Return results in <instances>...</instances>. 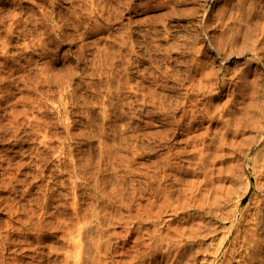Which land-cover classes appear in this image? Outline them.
I'll return each instance as SVG.
<instances>
[{
	"label": "rangeland",
	"instance_id": "obj_1",
	"mask_svg": "<svg viewBox=\"0 0 264 264\" xmlns=\"http://www.w3.org/2000/svg\"><path fill=\"white\" fill-rule=\"evenodd\" d=\"M11 1H15V0H11ZM24 1H26V3H27L26 7L30 6L29 8H31V10H29L27 12V15H25V18L27 16L28 21L30 22L31 26L34 27V25L39 24V23H43L44 25L42 28L43 32L41 33V35H31L25 41V43H27V45L29 46V50H28L29 54H25V51H24L23 52L24 55L23 54L21 55L20 54L21 52H19V56H17V58L14 57L15 59L13 58L14 62H16V63H18V61H21V65H22V71H20L21 73H18V74L16 73L17 75L16 74L14 75V80H12L13 82L12 81H6L5 83L0 85V96L3 95L0 97V102H1L0 103V107H1L0 108V113H1L0 119L2 117V122H0V160H1L0 161V176H1V179H0V184H1V188H0V236H1L0 237V246L2 248V249L0 248V264H15V263L16 264H47V263L48 264H52V263L53 264L54 263L55 264L56 263L61 264L63 262V260H65V259H66L65 262L62 264H67L68 261H69V264H74L75 262L78 263V261H79L78 264H89L88 262H90V261H92V262H90V264H99V263L101 264L103 262H104L103 264H117V263H119V264L120 263H122V264L123 263L124 264H132V263L133 264H143L144 262H149V261H150V263H144V264H153V263L155 264L157 261L158 262L156 264H160V262H161V264H162V262H164L163 264H165L167 260L168 261L166 264H168V263L170 264L169 261L172 260V259H170L172 257L163 258V256L166 255V252L169 250V248H171V245L168 242H167V244H165V241H163L164 245H162L161 244L162 242L156 241L155 240L156 238L154 237L156 235V230H158L160 228L159 227L160 224L157 221V218L155 215H156V213L157 214L161 213L162 219L166 218L164 220H169L170 218H168L169 216H167V214H168L167 212L169 211V209H171V206H170V204H171L173 206H178L177 207L178 212H181L179 214V216L171 217L172 221L174 220L173 222L172 221L170 222L172 227L175 226V222H176L175 227L181 226L180 225L181 219H182V217L185 216L183 214L184 213L183 207L179 208V206H184L182 204V202H184V201H182V200H184V198L186 199V196H184L183 193L180 194L182 192L181 189H183L185 183L183 181L182 182L184 183V185L182 182L176 183L175 180L173 181L174 177L171 180L169 179L168 181H165V183H164L163 179H161V176H163L166 173V168H167L166 166H167V163L169 161V158L172 157L173 153L179 152L177 150H180V148L182 147V151L184 149H185L184 151H186V150H188V151L185 152L187 154L184 153L185 154V155H183L184 157H181L179 169L177 170V172H174V173H177V175H178V173H180L179 175H181V177H182L181 180H185L184 178L187 177L186 169H185V171H183L185 167L187 168V164H185L184 162H185L186 158L192 157L191 150L193 149V147H191V145H193V143L192 144L190 143V145H188V147H187V144L184 143V142H186V139L184 140L183 138H187V139H188V137L191 138L189 135L192 134L194 136L196 134H199L200 131L201 132L204 131L203 129L205 127H203V126L204 125L207 126L206 123H204L202 125V128H201V127H199L200 123L196 124L195 126L193 123V129H192L193 131L189 130L187 133H186V131H183L182 133H184V134L180 135L181 134L180 133V130H181L180 127L182 126V128H185L184 123L187 124L188 119L190 121L191 114H189V110L194 109L192 107V105H194L193 103H196L195 107H196V109H199V110H202L204 108L206 109L207 107H211L212 105H215V107L217 105L218 107L221 108V106H222V103L220 106L221 100H222V102L227 100L226 99L227 95L225 94V93H227V90H228L227 89V83H232L233 84L232 88L235 91H237V93H239V94L241 93L242 97L247 98L246 100L252 101V103L254 101L257 102V104H253L254 108H255L253 110V113H254L255 117H257V119L259 118V120H261V121H259L260 123L264 122V97L262 94V93H264V90H262V89H264V72H263L264 71V62H263L264 61V51L261 49L264 47V45L261 47L262 44H259V42L264 41L263 40L264 34L261 33L263 30L262 29L263 24L259 23L264 18V11L261 12L262 9L264 10V0H182V1L181 0H178V1L175 0L176 2L174 0H156V1L155 0H153V1L148 0L151 3H149L146 0H139V1H137V0H128V1L117 0L116 1L115 0L116 2L114 0H110V2H109V0H101V1L98 0V2H97V0H95V1H92V0H90V1L89 0L88 1L87 0L86 1H84V0H69V1L68 0H60V1L59 0H48V2L50 1L49 2L50 5L48 3H46L47 0H44V2H43V0H40V1L39 0H31V1L30 0H24ZM72 1H74V3ZM111 1H113L116 5H114ZM119 1L120 2L123 1V4L121 2V6L119 4L120 7L117 5ZM60 2H61V4H60ZM106 2H107V4H106ZM133 2H134V4H133ZM165 2L167 4H165ZM171 2L172 3L175 2L174 3L175 5L172 4ZM178 2L180 4H178ZM42 3H43V5H42ZM77 3L78 4L80 3V4L78 5ZM98 3H99V5H98ZM102 3H104L105 5ZM152 3H154V6H155V4H157L158 7L156 8V6H155V8H154ZM83 4H85V6L88 4L89 6L87 5V7L85 8V6ZM101 4L104 8H102L100 6ZM110 4L112 7L110 6ZM144 4L145 5L148 4L147 5L148 7L145 6ZM65 5H67V7ZM133 5H135V6H133ZM136 5H138V6L136 7ZM200 5H202V6H200ZM32 6H34L35 8ZM53 6L56 8L55 10L59 14L55 20V23L57 22L55 32H51L50 28H51L52 24L50 22V19L49 18L45 19V18H43V16H41V14L49 12L52 9L51 7H53ZM68 6H69V8H68ZM36 7L38 9H36ZM64 7H66V8H64ZM99 7H101V8H99ZM127 7H130L129 10H127ZM132 7H133V9L137 8L136 9L137 11L131 10ZM143 7L144 8L146 7V8L144 9ZM40 8H41V11H39ZM59 8H61V9H59ZM108 8H110V9H108ZM111 8H112V10H111ZM115 8H117L120 12L123 11V12H121L120 17H118L113 12V10L116 11ZM247 8L249 9L248 11H247ZM255 8H256V10H255ZM47 9H49V10H47ZM105 9H107L108 11L107 10L105 11ZM173 9H174V12H173ZM32 10H34L35 12ZM71 11H74V12L72 13ZM96 11H98V12L96 13ZM100 11L102 12L103 18L99 17V15L101 16V13H99ZM169 11H171V13ZM254 11H256V12H254ZM69 12H70V14H69ZM79 12L81 13L82 16L80 15ZM182 12H183V14H181ZM167 13H169V14H167ZM176 13H177V15H175ZM254 13H256V15ZM113 14H115V15H113ZM248 14H250V15L253 14V15L250 17V15H248ZM257 14L259 16L261 14H263V15H261L260 16L261 18H260ZM62 15H64V16H62ZM87 15H89V17H86V19H85V16H87ZM163 15H164V17H162ZM169 15L170 16L172 15V16L170 17ZM183 15H185V16H183ZM30 16H32L34 18V20ZM148 16H151V17H148ZM152 16H154V17L152 18ZM62 17H63V19H62ZM65 17H67L68 19ZM161 17H162V19H161ZM165 17H166V19H165ZM175 17H176V19H175ZM247 17H250L252 20L250 18H247ZM72 18H74V19H72ZM115 18H118V20ZM119 18H120V20H119ZM253 18H255L254 22H253ZM37 19H39V22ZM130 19H132V21ZM142 19H144V20H142ZM151 19L152 20L154 19V20L152 21ZM205 19H207V20H205ZM249 19L251 20L252 23L249 22L250 21ZM258 19H259V22H258ZM43 20L44 21L47 20L48 23H46L47 21L44 22ZM73 20L74 21L76 20L77 22L75 21L76 22L75 23ZM115 20L117 21V23L115 22ZM145 20H147V21H145ZM155 20H158V21H155ZM168 20H170V21H168ZM243 20H246V23ZM148 21H150V22H148ZM67 22H69V23H67ZM71 22H72V25H71ZM201 22H203V23L201 24ZM247 22H249V23L247 24ZM73 23H75V24H73ZM129 23H130V25H129L128 29H127V27H124V25L129 24ZM262 23H264V20ZM110 24H112L113 26ZM116 24H117V27H116ZM118 24H119V26H118ZM171 24L172 25L175 24V25L172 26ZM244 24H246V25H244ZM250 24H252V26ZM83 25L85 28L82 27ZM102 25L105 27H103ZM186 25H189L191 27L186 26ZM193 25H195V26H193ZM205 25H207V26L205 27ZM259 25H262V27ZM74 26H76L77 28ZM93 26L95 29L93 28ZM120 26L122 29H120ZM145 26H147V27H145ZM153 26H154V28H153ZM250 26L253 28H251ZM256 26H257V28H255ZM101 27H103L104 29ZM114 27H115V29H114ZM159 27H161V28H159ZM246 27H247V29H246ZM125 28H126V30H124ZM134 28H136V29H134ZM178 28L181 30H179ZM185 28L187 29V31ZM188 28H189V31H188ZM109 29H110V31H109ZM147 29L149 30L148 33H147V31H148ZM155 29L156 30L162 29V30H159L157 33V31ZM174 29H175V31H174ZM201 29H203V30H201ZM245 29H246V33L248 32V34H245ZM74 30H75V32H74ZM138 30H140V31L138 32ZM94 31H95V33L96 32L97 33L95 34ZM106 31H108V32H106ZM121 31H122V33H121ZM123 31L126 33H124ZM184 31H186V32H184ZM253 31L254 32L257 31L258 33L257 32L253 33ZM61 32H62V34H61ZM87 32H89L91 34L86 36L87 38L86 37L84 38V35ZM180 32L181 33L183 32V33L181 34ZM44 33H46V34H44ZM107 33H109L110 36ZM116 33H118V34H116ZM161 33H163V36H161ZM166 33L168 35L170 33L171 34L168 36ZM178 33L180 35H178ZM194 33L196 36L198 35V37H200V38L197 39V37L194 35ZM252 33L255 34L256 36L253 35ZM260 33L262 34L261 35L262 37L259 36ZM112 34H114V35L112 36ZM249 34H250V36H249ZM66 35L67 36L69 35V36L67 37ZM71 35H72V37H71ZM116 35L121 36L122 39L120 37H117ZM141 35H143V36H141ZM154 35H155V38L157 37L156 39L153 38ZM157 35L160 37H158ZM186 35H188L190 37L193 36V38L190 39ZM211 35H214V36L211 37ZM242 35H245V38L244 37L240 38ZM101 36L104 37L105 39L102 38ZM144 36L147 37V39L144 38ZM165 36L167 37V39ZM175 36L177 38L174 39ZM179 36H181L182 38ZM254 36L256 37V39ZM257 36H259V37H257ZM33 37L35 40L33 39ZM70 37H71V39H70ZM80 37H81V39H80ZM106 37H107V39H106ZM115 37H116V39H115ZM162 37H164V38H162ZM183 37H184V39H183ZM249 37L252 39V40L249 39L250 42L248 40ZM37 38H38V40H37ZM76 38H77V40H76ZM98 38H99V40H98ZM117 38H119V39L117 40ZM125 38H126V40H125ZM141 38H142V40H141ZM171 38H173V39L171 40ZM178 38H179V41H177ZM243 38L245 40H248L249 43H251V41H252V43H254L255 41L256 42L253 45H250V44L245 43L246 41L245 42L242 41V44H240L241 43L240 39L243 40ZM39 39L41 41L43 40L42 42L47 44L48 49H49L48 53L44 54L42 56H39L37 53H35V52L33 53L31 51V49L33 50V48L36 47L35 44H39V42H40ZM145 39L147 41H145ZM149 39H150V42H149ZM164 39H166V40H164ZM168 39H169V41H168ZM32 40H34V41H32ZM189 40H190V42H189ZM193 40L197 42V44L195 46L192 43V42H194ZM104 41H105V43H104ZM180 41L182 42V44ZM214 41H216V42L214 43ZM32 42H34V44ZM120 42H122V43H120ZM168 42H171L173 44H171V43L168 44ZM175 42L180 43V44H178L179 46L177 44H175ZM186 42H187V44L185 45ZM206 42H207V44H206ZM208 42L212 46L217 45L216 47H217L218 51H220L219 52L220 56L219 55H218L219 57L217 56L218 59L214 58V56H213L214 53L209 48ZM19 43L16 42L17 47L20 48V46L22 47V44L24 43V41H20ZM30 43L33 46L30 45ZM84 43H86V44H84ZM134 43H136V44H134ZM149 43H150V46L148 47ZM235 43H236V45L234 46ZM244 43L246 45L241 47L242 45H244ZM14 44H15V42H14ZM94 44H95V46H93ZM113 44L115 47L113 46ZM139 44L140 45L146 44V45L145 46L141 45V47H140ZM155 44L158 46L156 47ZM199 44L201 45V47L199 46ZM221 44H222V48L220 46ZM151 45H153V46H151ZM161 45L164 47V50H163V47H161ZM182 45H184V47H186V46L187 47L184 48ZM239 45H240L241 49H240ZM103 46L106 47V49ZM132 46H134L135 53H133V51H132L133 50ZM165 46H168V47L165 48ZM205 46H207V47H205ZM247 46H249L250 48H252L254 46L253 47L254 49L253 48L249 49ZM257 46L260 48H258ZM151 47H152V49H151ZM191 47H193V48L191 49ZM199 47H200V51H199ZM229 47H230V50L232 49L230 51V53L228 52ZM232 47H234V48H232ZM255 47L258 48L257 51H255L256 50ZM19 48H17V49H19ZM55 48H57V49H55ZM96 48H98V49H96ZM99 48H100V50H99ZM109 48H110V51H112V52L109 51ZM116 48H117V50L119 49L118 52L116 51ZM160 48H161V50H160ZM168 48H172V49H168ZM194 48H196V49H194ZM104 49H105V51H104ZM166 49H168L166 51L167 53H165ZM187 49L190 51H188ZM203 49L204 50L206 49L205 50L206 54L204 53ZM14 50H12V51H14ZM98 50L100 51V53ZM155 50H157V51H155ZM197 50H198V52H197ZM245 50H247V51H245ZM251 50H253V51H251ZM261 50H262V53H261ZM18 51H16V53ZM54 51H55V53H54ZM115 51L118 55L113 54ZM193 51H195V53ZM226 51H227V53H226ZM103 52H105L106 55H105V53L103 55ZM142 52L144 53L145 56L143 55ZM148 52H149L150 56L148 55ZM241 52H243V53L241 54ZM30 53H31V55H30ZM75 53H77V54H75ZM170 53H172V54L170 55ZM201 53H203L204 55H200ZM223 53H226V54L224 55ZM238 53L240 55H237ZM180 54H183V55L188 54L187 56L189 57V59L186 57V55L182 56ZM190 54H192V55H190ZM229 54L230 55L232 54L233 57H232V55L230 56ZM107 55H108V57H107ZM110 55L113 58H110L111 57ZM124 55H126V56H124ZM162 55L163 56L165 55L166 57L161 58ZM167 55H168V59H166ZM260 55L263 57L261 58ZM147 56L149 58H151V60ZM208 56L210 58H208ZM225 56L227 57V59L225 58ZM124 57L127 60L124 59ZM157 57L161 58V60L158 59ZM205 57H207V58H205ZM133 58H134V60H133ZM170 58H172V60ZM196 58H197V60H196ZM139 59H140V61H139ZM156 59H158V60H156ZM164 59H165V61H163ZM169 59H170V61H168ZM250 59L251 60L253 59V61H251ZM109 60H112V61H109ZM122 60L124 62L127 61L128 64L127 63L125 64ZM132 60L135 62H133ZM159 60H160V62H159ZM176 60H177V63L174 62ZM205 60H207V61L205 62ZM246 60H248V61H246ZM259 60H261V61H259ZM48 61H50V63ZM181 61H183V63L184 62H186V63L185 64H183V63L179 64ZM209 61H211V62H209ZM0 62H1V57H0ZM155 62H156V64H155ZM165 62H167V64ZM171 62L173 64H170ZM213 62L215 64H213ZM243 62H246V63H243ZM36 63H38V64H36ZM110 63H112V64H110ZM118 63H121V64H118ZM199 63H201V66H203V67H200ZM31 64H33V65H31ZM122 64H124V66ZM133 64H134V66H133ZM178 64L180 65L179 66L180 68L178 67ZM225 64H226V66L229 65L228 67L230 69L228 67L226 68ZM46 65L48 67H46ZM160 65H161V67H160ZM163 65H166V68H165V71L167 69L166 72L165 71L163 72L164 67H165V66L163 67ZM206 65L208 67H207V72L205 73L203 68H205ZM210 65H212V66L214 65V67H212ZM257 65H258V67H257ZM260 65H261V67H260ZM136 66H137V68H136ZM15 67L16 66L12 67L10 70L14 69ZM29 67H31V69H29ZM40 67H42V68H40ZM153 67H154V69H153ZM167 67H169L171 69V71ZM218 67H219V69H218ZM240 67H241L242 72H240V70H239ZM35 68H36V70H35ZM38 68H39V70H38ZM45 68H47V70L44 73L45 74L50 73L49 75H45V74L43 75L42 69L44 70ZM184 68L186 70L183 71ZM210 68H211V70H210ZM212 68L216 69L217 71L213 70ZM234 68L235 69L238 68V69H236L237 71H235ZM245 68H248V69H245ZM253 68L256 70H253ZM24 69H26V70H24ZM106 69L108 70V72ZM141 69H142V71H141ZM208 69L210 71H212L213 73H211ZM243 69H244V71H243ZM259 69H261L262 71ZM139 70H140V72H139ZM176 70L180 71V72H176ZM189 70H191V71H189ZM233 70H234V72H233ZM0 71L5 72V71H8V69H2L1 68ZM116 71H118V72H116ZM120 71H121V73H119ZM168 71H170L172 73H170ZM205 71H206V69H205ZM208 71H209V73H208ZM253 71H254V73H253ZM255 71H256V74H255ZM23 72L25 74L24 80H22V78L20 79V77L24 75ZM122 72H124L125 74ZM141 72H142V74H140ZM167 72H168V74H166ZM173 72H174V75H173ZM232 72L234 73V75H232L233 74ZM238 72L240 74L242 73L241 74L242 76L239 75ZM247 72L249 75L247 74ZM176 73H178V74H176ZM186 73H189V74H186ZM202 73L205 77L208 76V75L206 76V74H209V76L207 78L208 79L210 78V79L209 80L207 78L204 79L203 76H200V75H202ZM243 73L245 74V76H247L246 77L247 80L244 79L245 77H243V75H244ZM26 74H27V76H26ZM114 74H115V76H114ZM118 74L122 78L117 77ZM182 74L185 76H188V77H184ZM192 74L193 75L195 74V75L193 76ZM215 74H216V76H215ZM254 74H255V76H254ZM130 75L131 76L134 75L135 77L134 76L131 77ZM210 75H211V77H210ZM229 75H231V77ZM237 75H238V77H237ZM46 76H49V78H46ZM173 76L176 78H174ZM190 76H192V77H190ZM199 76L201 77V79ZM214 76H215V78H214ZM258 76H259V78H258ZM260 76H262V77H260ZM54 77L55 78L57 77V78L55 79ZM202 77H203V80H202ZM240 77L241 78L243 77V78L241 79ZM183 78H185V79H183ZM192 78H193V80H194V78H197V79H195L196 81L195 80L193 81ZM211 78H212V80H211ZM256 78H257V80L259 79V81H256ZM27 79H29V80H27ZM120 79H121V81H120ZM123 79L125 80V82H127V83L130 82V83H128V85H126L127 83L125 84ZM175 79H176V81H175ZM232 79H233V81H232ZM240 79L242 82L240 81ZM254 79H255V81H253ZM105 80H106V82H105ZM117 80H119V81H117ZM181 80H182V82H181ZM205 80H206V82L208 80V82L207 83L203 82ZM19 81H21V82H19ZM134 81L136 83H134ZM177 81H179V82H177ZM189 81L191 83L193 81V83L191 84V87H190V85H188V84H190ZM198 81L200 83H198ZM225 81H227V83ZM234 81H238L241 86H237L238 82L234 83ZM32 82H34V83H32ZM118 82H120L122 84L120 85V83H118ZM194 82L195 83L197 82V83L195 84ZM202 82H203V84H201ZM211 82H213V85L215 83V85H214L215 88H213V89H210L213 86L209 87ZM223 82H225V85L223 84ZM254 82H256L257 84ZM66 83H67V85H66ZM244 83H246V84H244ZM252 83H254V86L253 85L250 86V84H252ZM14 84L18 88L20 86L21 87L24 85L25 86L22 87L20 90V88L19 89L15 88ZM123 84H125V86H129V87H125V86L123 87ZM199 84L202 86L204 84H206V85H204L203 87L202 86L200 87ZM258 84H261V85H258ZM44 85H46V86H44ZM116 86H117V88H119L118 90H117ZM184 86H186V87H184ZM192 86L194 88H192ZM195 86L198 87L199 89L200 88L202 89L204 87L206 89H204V90L200 89L199 90V89H196ZM28 87H30V88H28ZM48 87L53 92H51ZM65 87L67 89H65ZM113 87H115L116 89ZM189 87L192 89H190ZM248 87H249V89H248ZM252 87L255 88L256 93L254 92V88H252ZM6 88H7V91H6ZM47 88H48V90H46ZM57 88H59V89H57ZM60 88H61V91H59ZM173 88L174 89L176 88V89L174 90ZM251 88L253 89V91ZM3 89L5 91H3ZM178 89L179 90L181 89V90L179 91ZM195 89H196V91H194ZM242 89L244 90L245 93H243ZM176 90L178 91V93ZM213 90L214 91L216 90V91L211 92ZM219 90H222V93H223V95L221 94V97H220V94L218 95ZM30 91L32 94L29 93ZM33 91H35V92H33ZM129 91H131V92H129ZM136 91H139V92L136 93ZM172 91H173V93H172ZM261 91H263V92L261 93ZM46 92H48V93H46ZM247 92H248V94H247ZM252 92L254 94H252ZM179 93L182 95L180 96ZM49 94L50 95L52 94V95L50 96ZM61 94H62V96H61ZM110 94H112V95H110ZM113 94H115V95L113 96ZM130 94H132V95H130ZM250 94H251V96H249ZM259 94H261V95H259ZM58 95H60L61 97L59 98ZM118 95L119 96L121 95L123 97L121 98V96H120V98L118 99V97H119ZM133 95H135V96H133ZM198 95H199V97H198ZM66 96L67 97L69 96V97L66 98ZM207 96H209V97H207ZM210 96H212V97H210ZM170 97H172V98H170ZM14 98L15 99L18 98L19 101L17 99V101L15 102ZM22 98L23 99L25 98V99L23 100ZM134 98H136V99H134ZM175 98H177L179 100L177 101V99L175 100ZM180 98H183V99H180ZM188 98L190 100H188ZM196 98H197V100H196ZM250 98L253 100H250ZM255 98H257V99L259 98L260 100L259 99L257 100ZM58 99H59V101H58ZM194 99L196 100V102ZM208 99H211L213 101L215 100V101L213 102V101L209 100V101H211V102H209ZM42 100L43 101L45 100L46 102L45 101L43 102ZM118 100L119 101L121 100V101L119 102ZM168 100L170 101L171 104L168 103L169 102ZM172 100H175V101L173 102ZM180 100L182 101V103ZM202 100H203V102H202ZM112 101H114V102H112ZM115 101L117 102V104ZM176 101H177V103H176ZM191 101H192V103H191ZM24 102H26V103H24ZM41 102H43V104H41ZM122 102H124V103H122ZM204 103H207L209 106L207 104L205 105ZM38 104H40V105H38ZM54 104L56 106H54ZM115 104H116V106H115ZM168 104H169V106H168ZM174 104L176 106L177 105H179V106L176 107V106H174ZM199 104H201V105H199ZM203 104H204V106H203ZM64 105H66V106H64ZM164 105H165V108L167 107V109H165L163 107ZM183 105L186 106L187 111H188V113L186 115L183 114ZM120 106H122V107H120ZM170 106H172V109L170 108ZM173 106L175 107L174 109H173ZM189 106H191L192 108ZM202 106H203V108H202ZM205 106H207V107H205ZM58 107H59V109H58ZM26 108L28 109V110H26L27 112L24 110ZM6 109H7V111H6ZM54 110H58V112L56 111V113H55ZM13 111H14V113H13ZM120 111H121V113H120ZM7 112L9 115L7 114ZM23 112H26V113H23ZM42 112H45V113H42ZM25 114H26V116L23 117ZM58 114H59V116H58ZM256 114H257V116H256ZM5 115L6 116L8 115V116L6 117ZM43 115H45V116H43ZM11 116H12V118H11ZM28 116L30 118L27 119ZM177 116L178 117L180 116L179 117L180 119ZM183 116L185 118V122L183 120L179 126L175 125V124H177L175 122L182 120ZM43 117H45V118H43ZM37 118H38V121L40 120L39 122L37 121ZM31 119H33V120H31ZM34 119L36 122L34 121ZM42 119L46 120L47 124ZM62 119L65 120L66 123L63 122ZM199 119H201V117L198 118V121H199ZM29 120L32 122H30ZM175 120H177V121H175ZM41 121H43V122H41ZM37 122H38V124H35ZM48 122H50V123L48 124ZM1 123H2V125H1ZM31 123L33 124V126L31 125ZM41 123H42L41 127L43 128V130L41 129V127H39L40 126L39 124H41ZM171 123H172L175 130H173ZM5 124H7V125H5ZM20 124H21V126H20ZM54 124L55 125L57 124V125L55 126ZM3 125H4V128H3ZM36 125L38 126V129H37ZM66 125H67V128L65 127ZM174 125L176 126V128ZM6 126H8V127L10 126V127L7 128ZM45 126L46 127L48 126L49 129L46 128ZM50 126L52 128H50ZM68 126L69 127L71 126V127L68 128ZM34 127H36L35 128L36 130L34 129ZM194 128H196V130ZM167 129H168V131H167ZM8 130H9V132H7ZM32 130L33 131L35 130L36 132H33ZM14 131L16 132V134ZM44 131L47 134H44L43 133ZM49 131H50V133H53L56 131L57 132L53 133L51 135L49 133ZM132 131H135V132L133 133ZM169 131H171V132H169ZM197 132H199V133H197ZM2 133H3V135H1ZM166 133H169V134L171 133L170 137H169V134H166ZM177 133H180L179 134L180 138L176 137ZM38 134H39V136H38ZM32 135H34V136H32ZM165 135H167L169 138ZM161 136H165V137H161ZM171 136H172V138H171ZM33 137H35V139H37V140L33 141V139H34ZM42 137L43 138L45 137L46 141L44 139H42L44 141H41L40 138H42ZM123 137H124V139H123ZM157 137L158 138L160 137L159 140H161V141H159L157 139ZM163 138H164V140H163ZM9 139H10V141H9ZM178 140H182L181 141L182 144ZM30 142H31V144H30ZM35 142L37 144H35ZM45 142H49V143H45ZM154 143H156V144H154ZM161 143H162V145H161ZM47 144H49V145H47ZM163 144H164V146H163ZM43 145H44V147H43ZM160 145H161V147H160ZM243 146H241V148H239V149H241V151L240 150L237 151V155H236L237 157L240 155V153H242V150L244 149ZM25 147H27V148H25ZM32 147H33V149H32ZM174 148H175V150L177 148L178 149L175 151ZM260 148L261 147H258V149H260ZM21 150H22V152H21ZM33 150H35L36 152ZM158 151L160 152V154H158L159 153ZM254 151L256 152L257 149L253 150V152H252L253 155L255 154ZM167 152H168V154H167ZM40 153H42L43 155ZM1 154H3V155H1ZM165 154H167V156H163ZM28 155H30V158ZM32 155H33V157H32ZM41 155H42V157L46 155L45 157H47V158H45V157L42 158ZM158 155L160 156V158ZM25 156H28V157H25ZM38 157H39V160H38ZM193 158H194V156H193ZM2 159H3V161H2ZM157 159L158 160L160 159L159 160L160 162H158ZM163 159H164V161H163ZM30 161H31V163H30ZM166 161H167V163H166ZM153 163H154V166L156 165L155 167L153 166ZM247 165H248V166H246L247 168H244L242 171L238 172V174L242 173L241 178H243L245 181L249 180V181H247L248 183L250 182L249 183V190L244 195V198L242 199L241 205H240L236 214H237V217H239V216L241 217V215H243V216L245 215L244 217L248 218L247 220H251V219H254L253 217L255 216V211H256L255 205H257V203H254L255 201L250 200V198L253 199L254 193L256 192L255 191L256 190V182H257L256 179L258 177H255V176H257L256 175L257 173H254L255 171H253L252 162L251 161L248 162ZM162 166H164V168ZM12 167H14V168H12ZM15 167H17V168H15ZM180 167H182L181 171H179ZM162 168H163V170H162ZM152 169L154 171H156V169H157V171H159V173H157V171L154 172ZM260 169L264 171V166H262ZM11 172H12V174H11ZM99 172H101V173H99ZM153 174L156 176H154ZM157 174H159V175H157ZM6 175H8L9 177L8 176L6 177ZM150 175L152 176V178L150 177ZM3 176L6 177V178L4 177L5 182H4ZM7 178L8 179L10 178V182L8 181ZM12 178H14V179H12ZM176 178H178V176ZM258 180L261 183H264V179H263L262 175L260 176V178H258ZM6 181H8V183ZM162 181H163V183H162ZM168 182H169V184H168ZM156 183H157V186H156ZM179 183L182 184L183 186L180 185ZM5 184H8L7 187ZM153 184H154V188H153ZM160 184H161V187L159 190L158 187ZM32 186H34V187H32ZM171 186H173V190H172ZM179 187H181L180 188L181 191H179V189H178ZM153 189H155V190H153ZM174 189L175 190L177 189V190L175 191ZM105 190H108V191H106L108 195L105 193ZM166 190H167V194L165 193ZM252 190H253V192H252ZM17 191H18V193H17ZM84 191L86 193L88 192V194H86ZM99 191H102L104 193L99 192ZM160 191H162V192L165 191L164 192L165 195L163 193H160ZM90 192L92 194H90ZM108 192H110V193H108ZM132 193H133V195H132ZM156 193H158V194L160 193V194L158 195ZM169 193L170 194L172 193L173 195L172 194L170 195ZM143 194H145L144 195L145 197L143 196ZM161 194H162V196L164 195L163 197H165V199H163V197L160 196ZM104 195H107V196H104ZM153 195L155 196L154 198L152 197ZM166 195H168V196H166ZM177 195H178V197H176ZM173 196L176 198V200H179L180 202L176 201ZM133 197H134V200H133ZM171 197H172L173 203L170 201ZM148 198L149 199L152 198L151 199L152 201L150 202V200H148ZM161 198L164 200V203L162 202V200L160 201ZM180 198H181V200H180ZM153 199L154 200L156 199L154 203H153V201H154ZM168 199H169V201H168ZM173 199H174V201H173ZM160 202H162L165 206L160 205L161 204ZM174 202L175 203L178 202L179 204H175ZM147 203H149V204L151 203L150 204L151 206L149 207V204H147ZM155 203H158V204L155 205ZM230 204H229L230 206L228 207V210L232 209V207H233V202H230ZM247 204L248 205L250 204V205L248 206ZM251 204L254 206H252ZM159 205L163 206V207H160ZM156 206H157V208H156ZM158 206L160 207V209ZM173 206H172V208H173ZM148 207H149V210L147 211L146 208H148ZM153 208L154 209L156 208V213H154L155 212L154 210H153L154 212L151 213V211H152L151 209H153ZM245 209H246V211H245ZM73 211L75 213H73ZM162 211H163V213H162ZM247 211L250 213H248ZM252 211L254 213H252ZM244 212H245V214H244ZM71 213H73V214H71ZM143 213L145 216L143 215ZM253 214H254V216H253ZM251 215H252V217H251ZM70 216H73L74 218L70 217ZM153 216H155V217H153ZM79 217H80V219H79ZM105 217H106V219H105ZM147 217H150V218L147 219ZM72 218L74 219L73 220L74 222L72 223L73 227L71 224ZM59 220H61V221H59ZM66 222H70V223L66 224ZM254 222L255 221H252V223H254ZM75 223L76 224L78 223V224L76 226H74ZM155 223L157 224L158 228H157ZM65 224H66V226H65ZM177 224H179V225H177ZM40 225H41V227L39 228ZM55 225L56 226L60 225V226L56 227ZM70 225H71V228L67 229V226L70 227ZM152 225L154 227H156L157 229L153 228ZM230 225H231V223H228L226 225V227L230 226ZM251 225H253V224H251ZM217 226H218V228L214 233V236H215L213 238L214 240L213 241L211 240L212 242L209 240L204 245L207 247V245L212 244L209 251H208L210 253L204 252L207 255L204 257V255H205L204 254L202 256V258L200 259V260H202L200 262L203 264H221L220 262H222L220 260L221 256H219L218 258L215 259V256L212 255V252L214 251L217 242L222 237H224L223 235L225 234V229H226V228L224 229L223 226H221V228H222L221 229L219 224ZM49 227H50V229H49ZM59 227H61V229H59ZM79 227H80V229H79ZM250 227H253V226H250ZM56 228L60 232H58V230ZM72 228H73V230L71 232L75 231L76 229L79 231L76 230L77 233L76 232L70 233V230ZM86 228L90 234L87 232ZM151 228H153L152 231H155L152 234L150 233ZM66 229L68 230V232L66 231ZM137 229L140 231L138 232ZM62 230H65L66 232L63 231L64 232L63 233ZM83 230L84 231L86 230V231L83 232ZM126 230H127V233H126ZM148 230H149V234H148ZM8 232L10 233V235ZM42 232L44 233V235H42ZM48 232H50V233L53 232V234L51 233L52 235H50V233H48ZM82 232L86 236H83ZM112 232H115L114 235ZM136 232H138V233H136ZM161 232L163 233V234L161 233V235H165L164 233H166L165 231H162V230H161ZM46 233H48L47 235H49V237L46 236ZM69 233L71 234V236ZM142 233H143V235H142ZM5 234L9 235L10 237L9 236L6 237L7 235H5ZM66 234H68L70 236V238ZM88 234H89V236L91 235V237L87 236ZM138 234H141V235H138ZM4 235H5L6 240H4ZM65 235L68 237H66ZM108 235L110 237H108ZM146 235H149V236L147 237ZM43 236L44 237L46 236V237L44 238ZM141 236L144 238V241H143ZM172 236H174V234H172ZM262 236H264V235H262ZM262 236L260 237V239L262 238L261 240L264 239V237H262ZM85 237H86V240H83V239H85ZM88 237H89V239H88ZM137 237H140V238L138 239ZM233 237H234V235H233ZM7 238H9L10 241H9V239L7 240ZM37 238H38V240H37ZM46 238H48V239H46ZM59 238L61 239L60 242H59V240H60ZM71 238L73 240H76V238H77V241L72 242L73 240ZM151 238H152V240L150 241ZM174 238L176 239L177 237L174 236ZM87 239L89 242L87 241ZM109 239H111V240H109ZM140 239L142 242L140 241ZM153 240H155V241H153ZM5 241H6V243H5ZM62 241H64V244ZM67 241H69L68 243H70V241H71L73 246H72V244H68ZM131 241H133V242H131ZM85 242L88 245H85L84 244ZM136 242H138V243H136ZM143 242H146V243H143ZM153 242H155L154 246H153ZM74 243H75V245L77 243L78 244L75 246ZM90 243L93 245H91ZM1 244L5 245V246H2ZM94 244H96L95 247L96 246L98 247L97 249L94 248ZM105 244L109 245V246H107V248H105L104 247ZM121 244H124V245H121ZM138 244H141L140 246L141 247L143 246L142 249L143 248L144 249L142 250ZM151 244L153 247L151 246ZM68 245H69V247L71 246L72 249H74V248H76V249H74L72 251L71 247H70V249H71L70 250ZM90 245H91V247H89ZM101 245H102V247H101ZM129 245L132 247H130ZM137 245L139 246V248ZM156 245H158V246H156ZM82 246L84 249L82 248ZM86 246L91 248V249L89 250V248H88L89 251H87L85 249ZM120 246H122V247H120ZM123 246L125 247V249ZM161 246L163 249H161ZM166 246H169V247L166 248ZM49 247H50V251H49ZM51 247L53 249L57 247L58 249L57 248L54 249L55 250V252H54V250ZM78 247L80 250L77 249ZM206 247H204V248H206ZM100 248L102 251L100 250V252H99L98 250ZM103 248H105V249H103ZM112 248H113V250H112ZM120 248H122V249H120ZM133 248H135V249H133ZM137 248H138V250H137ZM67 249H69V250H67ZM82 249H83V252L81 251ZM107 249H109V250H107ZM139 249H140V251H139ZM76 250L79 253H77ZM85 250L87 253H85ZM103 250H104V253H101V252H103ZM135 250H137V252H135ZM144 250H146L147 252ZM154 250H155V252H154ZM74 251L76 253H73ZM94 251H96V252H94ZM115 251H117L118 253L121 252L120 254L122 256H120V254H118ZM129 251H130V253H128ZM47 252L48 253H50V252L54 253L55 255L51 254V253L48 254ZM65 252H67V254L73 253L72 255L69 256L70 258H72L73 255L75 256V254H76V256L78 258L75 256V259L77 258V260H75L74 258L70 259L69 257H67L69 254L67 255V254H65ZM90 252H92V253H90ZM98 252H99L100 258H98V254H96ZM131 252H132L133 256H134V253H136V255L139 254L140 256L137 255L138 256L137 257L135 255L134 257H136L137 259L134 260L133 256H132L133 259L131 258V255H132ZM83 253L85 254V256L82 257ZM105 253H106V256H105ZM45 254H47L48 256ZM64 254L66 255V257H64L65 256ZM77 254L80 256H78ZM100 254H101V256H100ZM145 254H147V255L145 256ZM151 254H153V256ZM154 254H156V255L154 256ZM86 255H87V257H86ZM92 255H94V256H92ZM51 256H53V257L51 258ZM90 256H91V259L89 260ZM113 256H115L116 258ZM144 256H145V259H143L144 260L143 261L142 258H144ZM156 256L158 257L159 260L157 259L156 262H154V259L156 258ZM41 257H43V258H41ZM47 257H48V259H47ZM49 257H50V259H49ZM63 258H65V259H63ZM148 258H149V260H148ZM151 258L152 259L154 258L153 261ZM81 259H84V260L86 259V260H88V262L85 263L84 260L81 261ZM95 259L100 261V262L98 263ZM163 259H164V261H163ZM45 260H47V261H45ZM72 260H74V263L72 262ZM127 261L130 263H128ZM70 262H72V263H70ZM115 262H117V263H115ZM77 263H75V264H77Z\"/></svg>",
	"mask_w": 264,
	"mask_h": 264
},
{
	"label": "bare ground",
	"instance_id": "obj_2",
	"mask_svg": "<svg viewBox=\"0 0 264 264\" xmlns=\"http://www.w3.org/2000/svg\"><path fill=\"white\" fill-rule=\"evenodd\" d=\"M31 1V0H30ZM40 1V0H39ZM60 1V0H59ZM69 1V0H68ZM84 1H86V0H84ZM88 1V0H87ZM90 1V0H89ZM92 1H95V0H92ZM101 1V0H100ZM115 1V0H114ZM117 1V0H116ZM115 1V2H116ZM126 1H128V0H126ZM137 1H139V0H137ZM146 1H148V0H146ZM149 1H151V0H149ZM148 1V2H149ZM153 1V0H152ZM156 1V0H155ZM175 1V0H174ZM178 1V0H177ZM182 1V0H181ZM36 2V1H35ZM43 2H44V0H43ZM50 2V1H49ZM49 2H48V0H47V2L46 3H48L49 4ZM56 2V1H55ZM73 3H74V1H72ZM77 2V1H76ZM97 2H98V0H97ZM96 2V3H97ZM109 2H110V0H109ZM114 5H116L113 1H111ZM122 2V4H123V1H121ZM121 2L119 1L118 2V6H119V4H120V6H121ZM125 2V1H124ZM131 2V1H130ZM159 2V1H158ZM167 2V1H166ZM165 2V4H167ZM176 2V1H175ZM174 2V3H175ZM128 3V2H127ZM126 3V4H127ZM137 3V2H136ZM147 3V2H146ZM149 3H151V2H149ZM161 3V2H160ZM159 3V4H160ZM172 3V2H171ZM174 3H172V4H174ZM25 4V5H24ZM26 1H22V0H15V1H11V0H0V57H1V62H0V69L2 68V69H8V71H5V72H2V71H0V85L1 84H3V83H5L6 81H12V80H14V75L17 73H21L20 71H22V65H21V61H18V63H16V62H14V57H16L17 58V56H19V52H21L20 54L22 55H24V51H25V54H29V52H28V50H29V46L27 45V43H25V41L29 38V36H31V35H41V33L43 32L42 31V28H43V23H39V24H36V25H34V27H32L31 26V24H30V22L28 21V18H27V16H26V18H25V15H27V12L29 11V10H31V8H29V7H26ZM30 4V3H29ZM47 4V5H48ZM56 4V3H55ZM60 4H61V2H60ZM63 4V3H62ZM78 4V3H77ZM80 4V3H79ZM78 4V5H79ZM90 4V3H89ZM95 4V3H94ZM102 4H104V3H102ZM102 4L100 5L102 8H104L103 6H102ZM106 4H107V2H106ZM133 4H134V2H133ZM153 4V6H154V3H152ZM178 4H180L179 2H178ZM42 5H43V3H42ZM50 5V4H49ZM84 6H85V4H83ZM88 5V4H87ZM87 5L85 6V8L87 7ZM97 5V4H96ZM98 5H99V3H98ZM105 5V4H104ZM132 5V4H131ZM139 5V4H138ZM138 5H136V7L138 6ZM145 5V4H144ZM148 4H146L145 6H147ZM150 5V4H149ZM162 5V4H161ZM160 5V6H161ZM164 5V4H163ZM175 5V4H174ZM60 6V5H59ZM66 7H67V5H65ZM83 6V7H84ZM89 6V5H88ZM108 6V5H107ZM110 6H111V4H110ZM117 6V7H118ZM119 6V7H120ZM127 6V5H126ZM133 6H135V5H133ZM140 6V5H139ZM152 6V7H153ZM155 6H156V8L158 7L157 6V4H155ZM155 6H154V8H155ZM200 6H202V5H200ZM32 7H34V6H32ZM42 7V6H41ZM50 7V6H49ZM63 7V6H62ZM61 7V8H62ZM66 7H64V8H66ZM71 7V6H70ZM101 7H99V8H101ZM112 7V6H111ZM131 7V6H130ZM130 7H127V10H129V8ZM148 7V6H147ZM150 7V6H149ZM253 7V6H252ZM35 8V7H34ZM52 8V9H51ZM50 9V11L49 12H47V13H44V14H41V16H43V18H49L50 19V22H51V32H55L56 31V23H55V20H56V18L58 17V13L56 12V8L53 6V7H51ZM61 8H59V9H61ZM68 8H69V6H68ZM97 8V7H96ZM106 8V7H105ZM125 8V7H124ZM135 8V7H134ZM144 8V7H143ZM146 8V7H145ZM144 8V9H145ZM254 8V7H253ZM36 9H38L37 7H36ZM71 9V8H70ZM83 9V8H82ZM90 9V8H89ZM108 9H110V8H108ZM122 9V8H121ZM137 9V8H136ZM136 9H133V7H132V9L131 10H136ZM43 10V9H42ZM47 10H49V9H47ZM65 10V9H64ZM85 10V9H84ZM97 10V9H96ZM101 10V9H100ZM107 9H105V11H106ZM111 10H112V8H111ZM115 10L116 11H114L113 10V12L118 16V17H120L121 16V12H123V11H119L117 8H115ZM126 10V9H125ZM148 10V9H147ZM249 9L247 8V11H248ZM255 10H256V8H255ZM32 11H34V10H32ZM39 11H41V8L39 9ZM59 11V10H58ZM61 11V10H60ZM66 11V10H65ZM82 11V10H81ZM92 11V10H91ZM108 11V10H107ZM132 11V12H133ZM137 11V10H136ZM172 11V10H171ZM171 11H169L170 13H171ZM176 11V10H175ZM178 11V10H177ZM258 11V10H257ZM264 10L262 9V11L261 12H263ZM35 12V11H34ZM33 12V13H34ZM72 13L74 12V11H71ZM98 11H96V13H97ZM125 12V11H124ZM130 12V11H129ZM173 12H174V9H173ZM180 12V11H179ZM185 12V11H184ZM250 12V11H249ZM248 12V13H249ZM252 12V11H251ZM254 12H256V11H254ZM260 12V11H259ZM66 13V12H65ZM64 13V14H65ZM80 13V12H79ZM94 13V12H93ZM92 13V14H93ZM99 13H101V16L99 15V17H102L103 18V16H102V12L100 11ZM98 13V14H99ZM109 13V12H108ZM128 13V12H127ZM131 13V12H130ZM137 13V12H136ZM37 14V13H36ZM63 14V13H62ZM67 14V13H66ZM65 14V15H66ZM69 14H70V12H69ZM104 14V13H103ZM111 14V13H110ZM115 14H113V15H115ZM135 14V13H134ZM133 14V15H134ZM166 14V13H165ZM164 14V15H165ZM167 14H169V13H167ZM174 14V13H173ZM181 14H183V12L181 13ZM209 14V13H208ZM255 15H256V13H254ZM29 15V14H28ZM31 15V14H30ZM75 15V14H74ZM73 15V16H74ZM80 15H81V13H80ZM96 15V14H95ZM105 15V14H104ZM107 15V14H106ZM129 15V14H128ZM161 15V14H160ZM159 15V16H160ZM164 15L162 16V17H164ZM175 15H177V13L175 14ZM187 15V14H186ZM248 15H250V14H248ZM247 15V16H248ZM253 15V14H252ZM252 15H250V17L252 16ZM258 15V14H257ZM261 15H263V14H261ZM260 15V16H261ZM40 16V15H39ZM40 16V17H41ZM62 16H64V15H62ZM69 16V15H68ZM76 16V15H75ZM82 16V15H81ZM111 16V15H110ZM116 16V17H117ZM135 16V15H134ZM170 16V15H169ZM168 16V17H169ZM172 16V15H171ZM170 16V17H171ZM183 16H185V15H183ZM259 16V15H258ZM259 16V17H260ZM30 17H32V16H30ZM35 17V16H34ZM86 17H89V15H87V16H85V19H86ZM105 17V16H104ZM148 17H151V16H148ZM147 17V18H148ZM154 16H152V18H153ZM157 17V16H156ZM155 17V18H156ZM162 17H161V19H162ZM250 17H247V18H250ZM33 18V17H32ZM31 18V19H32ZM65 18H67V17H65ZM71 18V17H70ZM77 18V17H76ZM75 18V19H76ZM96 18V17H95ZM130 18V17H129ZM132 18V17H131ZM261 18V17H260ZM36 19V18H35ZM62 19H63V17H62ZM68 19V18H67ZM72 19H74V18H72ZM100 19V18H99ZM108 19V18H107ZM113 19V18H112ZM115 19H117L118 20V18H115ZM149 19V18H148ZM157 19V18H156ZM165 19H166V17H165ZM168 19V18H167ZM175 19H176V17H175ZM178 19V18H177ZM251 19V18H250ZM249 19V20H250ZM255 18H253V22L255 21L254 20ZM30 20V19H29ZM33 20H34V18H33ZM38 20V22H39V19H37ZM42 20V19H41ZM40 20V21H41ZM109 20V19H108ZM119 20H120V18H119ZM127 20V19H126ZM131 21H132V19H130ZM141 20V19H140ZM142 20H144V19H142ZM152 20V19H151ZM154 20V19H153ZM152 20V21H153ZM205 20H207V19H205ZM248 20V19H247ZM252 20V19H251ZM251 20L249 21L250 23H252L251 22ZM263 20H264V18L261 20V22H259V19H258V22L259 23H261V24H263V30H262V32L261 33H263L264 34V23H262L263 22ZM44 21V20H43ZM47 21V20H46ZM46 21H44V22H46ZM74 21V20H73ZM76 21V20H75ZM74 21V22H75ZM91 21V20H90ZM114 21V20H113ZM129 21V20H128ZM145 21H147V20H145ZM144 21V22H145ZM155 21H158V20H155ZM162 21V20H161ZM165 21V20H164ZM168 21H170V20H168ZM173 21V20H172ZM243 21H245V23H246V20H243ZM61 22V21H60ZM77 22V21H76ZM75 22V23H76ZM79 22V21H78ZM111 22V21H110ZM115 22L117 23V21L115 20ZM141 22V21H140ZM148 22H150V21H148ZM147 22V23H148ZM249 22H247V24L249 23ZM257 22V23H258ZM46 23H48V21L46 22ZM67 23H69V22H67ZM75 23H73V24H75ZM81 23V22H80ZM87 23V22H86ZM132 23V22H131ZM134 23V22H133ZM153 23V22H152ZM191 23V22H190ZM203 22H201V24H202ZM244 23V22H243ZM242 23V24H243ZM92 24V23H91ZM94 24V23H93ZM113 24V23H112ZM112 24H110V25H112ZM122 24V23H121ZM140 24V23H139ZM138 24V25H139ZM149 24V23H148ZM167 24V23H166ZM165 24V25H166ZM199 24V23H198ZM33 25V24H32ZM65 25V24H64ZM71 25H72V22H71ZM78 25V24H77ZM80 25V24H79ZM107 25V24H106ZM123 25V24H122ZM129 25H130V23L129 24H126V25H124V27H127V29L129 28ZM152 25V24H151ZM156 25V24H155ZM172 25V24H171ZM175 25V24H174ZM174 25H172V26H174ZM179 25V24H178ZM192 25V24H191ZM210 25V24H209ZM208 25V26H209ZM244 25H246V24H244ZM251 26H252V24H250ZM254 25V24H253ZM86 26V25H85ZM103 26V25H102ZM109 26V25H108ZM113 26V25H112ZM111 26V27H112ZM118 26H119V24H118ZM158 26V25H157ZM184 26V25H183ZM186 26H189V25H186ZM193 26H195V25H193ZM207 25H205V27H206ZM241 26V25H240ZM249 26V25H248ZM250 26V27H251ZM258 26V25H257ZM257 26L255 27V28H257ZM259 26H261L262 27V25H259ZM73 27V26H72ZM74 27H76V26H74ZM83 28H85L84 27V25L82 26ZM81 27V28H82ZM103 27H105V26H103ZM103 27H101V28H103ZM116 27H117V24H116ZM145 27H147V26H145ZM189 27H191V26H189ZM199 27V26H198ZM77 28V27H76ZM80 28V29H81ZM82 28V29H83ZM88 28V27H87ZM90 28V27H89ZM93 28H94V26H93ZM92 28V29H93ZM109 28V27H108ZM139 28V27H138ZM153 28H154V26H153ZM159 28H161V27H159ZM163 28V27H162ZM174 28V27H173ZM172 28V29H173ZM181 28V27H180ZM197 28V27H196ZM195 28V29H196ZM251 28H253V27H251ZM260 28V27H259ZM47 29V28H46ZM71 29V28H70ZM79 29V28H78ZM91 29V30H92ZM95 29V28H94ZM104 29V28H103ZM114 29H115V27H114ZM117 29V28H116ZM120 29H122L121 28V26H120ZM134 29H136V28H134ZM143 29V28H142ZM149 29V28H148ZM147 29V30H148ZM164 29V28H163ZM179 29V28H178ZM177 29V30H178ZM186 29V28H185ZM184 29V30H185ZM194 29V30H195ZM246 29H247V27H246ZM246 29H245V34H248V32L246 33ZM261 29V28H260ZM259 29V30H260ZM65 30V29H64ZM69 30V29H68ZM77 30V29H76ZM90 30V29H89ZM102 30V29H101ZM106 30V29H105ZM112 30V29H111ZM124 30H126V28L124 29ZM133 30V29H132ZM156 30V29H155ZM159 30H162V29H159ZM159 30H156L157 31V33H158V31ZM169 30V29H168ZM179 30H181V29H179ZM192 30V29H191ZM193 30V31H194ZM201 30H203V29H201ZM213 30V29H212ZM252 30V29H251ZM254 30V29H253ZM258 30V29H257ZM59 31V30H58ZM67 31V30H66ZM82 31V30H81ZM88 31V30H87ZM93 31V30H92ZM109 31H110V29H109ZM114 31V30H113ZM120 31V30H119ZM136 31V30H135ZM140 30H138V32H139ZM143 31V30H142ZM145 31V30H144ZM164 31V30H163ZM174 31H175V29H174ZM186 31H187V29H186ZM186 31H184V32H186ZM188 31H189V28H188ZM196 31V30H195ZM248 31V30H247ZM64 32V31H63ZM74 32H75V30H74ZM106 32H108V31H106ZM124 32V31H123ZM149 32V30L147 31V33ZM154 32V31H153ZM162 32V31H161ZM169 32V31H168ZM172 32V31H171ZM178 32V31H177ZM197 32V31H196ZM207 32V31H206ZM257 32V31H256ZM256 32H254L253 31V33H256ZM77 33V32H76ZM94 33H95V31H94ZM97 33V32H96ZM95 33V34H96ZM101 33V32H100ZM103 33V32H102ZM110 33V32H109ZM109 33H107L108 35H109ZM120 33V32H119ZM121 33H122V31H121ZM124 33H126V32H124ZM135 33V32H134ZM181 33V32H180ZM183 33V32H182ZM181 33V34H182ZM202 33V32H201ZM252 33V34H253ZM258 33V32H257ZM260 33V35L259 36H261L262 34ZM44 34H46V33H44ZM61 34H62V32H61ZM82 34V33H81ZM91 33H89V32H87L85 35H84V38L86 37V36H88V35H90ZM104 34V33H103ZM116 34H118V33H116ZM128 34V33H127ZM137 34V33H136ZM152 34V33H151ZM167 34V33H166ZM165 34V35H166ZM171 34V33H170ZM169 34V35H170ZM175 34V33H174ZM185 34V33H184ZM183 34V35H184ZM190 34V33H189ZM188 34V35H189ZM251 34V35H252ZM55 35V34H54ZM64 35V34H63ZM80 35V34H79ZM114 34H112V36H113ZM149 35V34H148ZM168 35V34H167ZM168 35V36H169ZM178 35H180L179 33H178ZM188 35H186V36H188ZM194 35H195V33H194ZM253 35H255V34H253ZM59 36V35H58ZM67 36V35H66ZM69 36V35H68ZM67 36V37H68ZM76 36V35H75ZM110 36V35H109ZM117 36V35H116ZM125 36V35H124ZM123 36V37H124ZM127 36V35H126ZM141 36H143V35H141ZM147 36V35H146ZM158 36V35H157ZM161 36H163V33H161ZM172 36V35H171ZM177 36V35H176ZM174 37V39L175 38H177V37ZM182 36V35H181ZM181 36H179V37H181ZM185 36V35H184ZM196 36V35H195ZM212 36H214V35H211V37ZM249 36H250V34H249ZM256 36V35H255ZM254 36V37H255ZM259 36H257V37H259ZM61 37V36H60ZM71 37H72V35H71ZM71 37H70V39H71ZM83 37V36H82ZM102 37V36H101ZM117 37H120L121 39H122V37L121 36H117ZM151 37V36H150ZM158 37H160V36H158ZM166 37V36H165ZM190 39H192L193 38V36L192 37H190V36H188ZM197 37V39H199L200 37H198V35L196 36ZM207 37V36H206ZM216 37V36H215ZM214 37V38H215ZM242 37H244L245 38V35H242L240 38H242ZM252 37V36H251ZM262 37V36H261ZM83 38V39H84ZM87 38V37H86ZM102 38H104V37H102ZM109 38V37H108ZM144 38H146L147 39V37H145L144 36ZM149 38V37H148ZM152 38V37H151ZM150 38V39H151ZM153 38H155V35H154V37ZM152 38V39H153ZM157 38V37H156ZM155 38V39H156ZM162 38H164V37H162ZM170 38V37H169ZM182 38V37H181ZM188 38V39H189ZM243 38V40L242 39H240V41H241V43L240 44H242V41L243 42H245V43H247V44H250V45H253L254 43H252V41H251V43H249L250 42V40H252L250 37L248 38V40H249V42H248V40H245ZM264 38V37H263ZM262 38V39H263ZM33 39H34V37H33ZM54 39V38H53ZM56 39V38H55ZM64 39V38H63ZM80 39H81V37H80ZM105 39V38H104ZM106 39H107V37H106ZM113 39V38H112ZM115 39H116V37H115ZM119 38H117V40H118ZM128 39V38H127ZM145 39V41H147ZM150 39H149V42H150ZM166 39H167V37H166ZM166 39H164V40H166ZM173 38H171V40H172ZM183 39H184V37H183ZM216 39V38H215ZM255 39H256V37H255ZM258 39V38H257ZM261 39V40H262ZM35 40V39H34ZM34 40H32V41H34ZM37 40H38V38H37ZM66 40V39H65ZM75 40V39H74ZM76 40H77V38H76ZM98 40H99V38H98ZM97 40V41H98ZM103 40V39H102ZM111 40V39H110ZM116 40V41H117ZM125 40H126V38H125ZM132 40V39H131ZM135 40V39H134ZM141 40H142V38H141ZM177 40V39H176ZM182 40V39H181ZM202 40V39H201ZM264 40V39H263ZM20 41H24V43L22 44V47L20 46V48L19 47H17V44H16V42L17 43H19ZM39 44H35L36 45V47H32L33 48V50L31 49V51L34 53H37L39 56H42V55H44V54H47L48 53V46H47V44H45V43H43L40 39H39ZM71 41V40H70ZM73 41V40H72ZM81 41V40H80ZM115 41V42H116ZM153 41V40H152ZM168 41H169V39H168ZM177 41H179V38H178V40ZM184 41V40H183ZM194 41V40H193ZM235 41V40H234ZM259 41V40H258ZM14 42H15V44H14ZM37 42V41H36ZM50 42V41H49ZM82 42V41H81ZM80 42V43H81ZM91 42V41H90ZM113 42V41H112ZM123 42V41H122ZM122 42H120V43H122ZM134 42V41H133ZM142 42V41H141ZM156 42V41H155ZM163 42V41H162ZM165 42V41H164ZM173 42V41H172ZM181 42V41H180ZM185 42V41H184ZM183 42V43H184ZM189 42H190V40H189ZM196 41H194V42H192L193 44H194V46L197 44V42L195 43ZM205 42V41H204ZM212 42V41H211ZM216 41H214V43H215ZM220 42V41H219ZM33 44H34V42H32ZM51 43V42H50ZM53 43V42H52ZM73 43V42H72ZM87 43V42H86ZM86 43H84V44H86ZM92 43V42H91ZM94 43V42H93ZM104 43H105V41H104ZM109 43V42H108ZM124 43V42H123ZM144 43V42H143ZM152 43V42H151ZM154 43V42H153ZM160 43V42H159ZM169 43H171V42H168V44ZM221 43V42H220ZM219 43V44H220ZM244 43V45H242L241 47H243V46H245L246 44ZM20 44V43H19ZM54 44V43H53ZM79 44V43H78ZM98 44V43H97ZM107 44V43H106ZM134 44H136V43H134ZM167 44V43H166ZM171 44H173V43H171ZM175 44H180V43H176L175 42ZM181 44H182V42H181ZM187 44V42L185 43V45ZM192 44V45H193ZM201 44V43H200ZM199 44V46L201 47V45ZM206 44H207V42H206ZM228 44V43H227ZM259 44H262L261 45V47L264 45V41L262 42H259ZM30 45H32L31 43H30ZM62 45V44H61ZM81 45V44H80ZM101 45V44H100ZM116 45V44H115ZM138 45V44H137ZM140 45V44H139ZM141 45H143V44H141ZM141 45H140V47H141ZM146 44H144L143 46H145ZM156 45V44H155ZM176 45V46H177ZM226 45V44H225ZM236 45V43L234 44V46ZM33 46V45H32ZM50 46V45H49ZM54 46V45H53ZM56 46V45H55ZM59 46V45H58ZM78 46V45H77ZM93 46H95V44L93 45ZM105 46V45H104ZM103 46V47H104ZM109 46V45H108ZM113 46H114V44H113ZM129 46V45H128ZM142 46V47H143ZM150 46V43H149V45H148V47ZM151 46H153V45H151ZM158 45H156V47H157ZM160 46V45H159ZM179 46V45H178ZM183 47H184V45H182ZM208 46H209V48L212 50V52L214 53V58H217V56L219 55V52L220 51H218V49H217V45L215 46H212L211 44H209V42H208ZM221 46V48H222V44L220 45ZM224 46V45H223ZM31 47V46H30ZM57 47V46H56ZM111 47V46H110ZM115 47V46H114ZM133 47V53H135V50H134V46H132ZM155 47V46H154ZM161 47H163L162 45H161ZM166 47H168V46H165V48ZM174 47V46H173ZM187 47V46H186ZM186 47H184V48H186ZM200 47H199V51H200ZM205 47H207V46H205ZM226 47V46H225ZM239 47H240V45H239ZM241 47H240V49H241ZM249 49H252V48H250L249 46H247ZM258 47V46H257ZM17 48H19V49H17ZM54 48V47H53ZM59 48V47H58ZM84 48V47H83ZM105 49H106V47H104ZM108 48V47H107ZM178 48V47H177ZM189 48V47H188ZM193 47H191V49H192ZM232 48H234V47H232ZM256 48V47H255ZM258 48H260V47H258ZM258 48H256V50L255 51H257V49ZM15 49V50H14ZM17 49V50H16ZM55 49H57V48H55ZM96 49H98V48H96ZM105 49H104V51H105ZM113 49V48H112ZM130 49V48H129ZM149 49V48H148ZM151 49H152V47H151ZM168 49H172V48H168ZM168 49H166L165 50V53H167L166 51L168 50ZM190 49V48H189ZM194 49H196V48H194ZM198 49V48H197ZM228 49V48H227ZM236 49V48H235ZM245 49V48H244ZM247 49V48H246ZM248 49V50H249ZM254 49V48H253ZM263 51H264V47L263 48H261ZM12 50H14V51H12ZM19 50V51H18ZM99 50H100V48H99ZM98 50V51H99ZM103 50V49H102ZM119 50V49H118ZM118 50H117V48H116V51L118 52ZM154 50V49H153ZM160 50H161V48H160ZM163 50H164V47H163ZM188 50V49H187ZM206 50V49H205ZM205 50L203 49V51H204V53H205ZM232 50V49H231ZM230 47H229V50H228V52L230 53ZM238 50V49H237ZM243 50V49H242ZM260 50V49H259ZM262 50H261V53H262ZM16 51H18L17 53H16ZM51 51V50H50ZM89 51V50H88ZM109 51H110V48H109ZM108 51V52H109ZM116 51L113 53V54H117L116 53ZM124 51V50H123ZM127 51V50H126ZM131 51V50H130ZM155 51H157V50H155ZM170 51V50H169ZM168 51V52H169ZM182 51V50H181ZM180 51V52H181ZM188 51H190V50H188ZM196 51V50H195ZM195 51H193L194 53H195ZM224 51V50H223ZM222 51V52H223ZM240 51V50H239ZM245 51H247V50H245ZM251 51H253V50H251ZM254 51V52H255ZM58 52V51H57ZM110 52H112V51H110ZM184 52V51H183ZM197 52H198V50H197ZM202 52V51H201ZM207 52V51H206ZM244 52V51H243ZM243 52H241V54L243 53ZM54 53H55V51H54ZM87 53V52H86ZM99 53H100V51H99ZM102 53V52H101ZM104 53L105 52H103V55H104ZM131 53V52H130ZM143 53V52H142ZM162 53V52H161ZM176 53V52H175ZM187 53V52H186ZM191 53V52H190ZM226 53H227V51H226ZM226 53H223L224 55L226 54ZM232 53V52H231ZM237 53V52H236ZM240 53V52H239ZM237 54V55H240V54ZM246 53V52H245ZM260 53V54H261ZM75 54H77V53H75ZM109 54V53H108ZM112 54V53H111ZM126 54V53H125ZM152 54V53H151ZM172 53H170V55H171ZM193 54V53H192ZM192 54H190V55H192ZM206 54V53H205ZM221 54V53H220ZM222 54V55H223ZM234 54V53H233ZM30 55H31V53H30ZM54 55V54H53ZM59 55V54H58ZM102 55V54H101ZM102 55V56H103ZM105 55H106V53H105ZM118 55V54H117ZM137 55V54H136ZM143 55H144V53H143ZM148 55H149V52H148ZM156 55V54H155ZM180 55H182V56H185L186 55V57L189 59V57L187 56L188 54H180ZM200 55H204L203 53H201ZM228 55V54H227ZM230 55V54H229ZM232 55V54H231ZM230 55V56H231ZM236 55V54H235ZM236 55V56H237ZM257 55V54H256ZM263 55V54H262ZM111 56V55H110ZM124 56H126V55H124ZM145 56V55H144ZM150 56V55H149ZM157 56V55H156ZM161 56V55H160ZM173 56V55H172ZM177 56V55H176ZM181 56V57H182ZM211 56V55H210ZM220 56V55H219ZM218 56V57H219ZM251 56V55H250ZM254 56V55H253ZM88 57V56H87ZM107 57H108V55H107ZM117 57V56H116ZM123 57V56H122ZM135 57V56H134ZM148 57V56H147ZM163 57H166L165 55L163 56L162 55V57L161 58H163ZM194 57V56H193ZM197 57V56H196ZM200 57V56H199ZM198 57V58H199ZM212 57V56H211ZM232 57H233V55H232ZM235 57V56H234ZM238 57V56H237ZM260 57L262 58L263 56H261L260 55ZM14 58V59H13ZM20 58V57H19ZM18 58V59H19ZM27 58V57H26ZM35 58V57H34ZM53 58V57H52ZM104 58V57H103ZM110 58H113L112 56L110 57ZM115 58V57H114ZM118 58V57H117ZM140 58V57H139ZM149 58V57H148ZM155 58V57H154ZM158 58V57H157ZM161 58H158V59H160L161 60ZM173 58V57H172ZM172 58H170L171 60H172ZM183 58V57H182ZM186 58V59H187ZM201 58V57H200ZM199 58V59H200ZM205 58H207V57H205ZM208 58H210L209 56H208ZM213 58V59H214ZM225 58L227 59V57L225 56ZM29 59V58H28ZM122 59V58H121ZM124 59H126L125 57H124ZM150 60H151V58H149ZM148 59V60H149ZM158 59H156V60H158ZM166 59H168V55H167V58ZM170 59L168 60V61H170ZM174 59V58H173ZM176 59V58H175ZM178 59V58H177ZM185 59V58H184ZM191 59V58H190ZM203 59V58H202ZM218 59V58H217ZM221 59V58H220ZM235 59V58H234ZM20 60V59H19ZM22 60V59H21ZM49 60V59H48ZM107 60V59H106ZM127 60V59H126ZM125 60V61H126ZM133 60H134V58H133ZM132 60V61H133ZM153 60V59H152ZM160 60H159V62H160ZM179 60V59H178ZM196 60H197V58H196ZM216 60V59H215ZM224 60V59H223ZM232 60V59H231ZM251 60V59H250ZM257 60V59H256ZM16 61V60H15ZM60 61V60H59ZM109 61H112V60H109ZM123 61V60H122ZM138 61V60H137ZM139 61H140V59H139ZM144 61V60H143ZM146 61V60H145ZM163 61H165V59L163 60ZM167 61V62H168ZM204 61V60H203ZM207 60H205V62H206ZM213 61V60H212ZM217 61V60H216ZM246 61H248V60H246ZM251 61H253V59L251 60ZM250 61V62H251ZM259 61H261V60H259ZM263 61V60H262ZM49 63H50V61H48ZM104 62V61H103ZM124 62V61H123ZM133 62H135V61H133ZM157 62V61H156ZM156 62H155V64H156ZM167 62H165L166 64H167ZM173 62V61H172ZM170 63V64H173V63ZM174 62H176L177 63V60L176 61H174ZM179 62V61H178ZM188 62V61H187ZM195 62V61H194ZM209 62H211V61H209ZM208 62V63H209ZM221 62V61H220ZM249 62V63H250ZM264 62V61H263ZM262 62V63H263ZM27 63V62H26ZM45 63V62H44ZM122 63V62H121ZM121 63H118V64H121ZM125 64L127 63L128 64V62L126 61V62H124ZM137 63V62H136ZM139 63V62H138ZM141 63V62H140ZM181 63H183V61H181L179 64H181ZM186 62H184L183 64H185ZM190 63V62H189ZM197 63V62H196ZM225 63V62H224ZM243 63H246V62H243ZM25 64V63H24ZM34 64V63H33ZM33 64H31V65H33ZM36 64H38V63H36ZM110 64H112V63H110ZM149 64V63H148ZM178 64V67L180 66ZM195 64V63H194ZM200 65V67H203V66H201V63H199ZM211 64V63H210ZM213 64H215L214 62H213ZM242 64V63H241ZM240 64V65H241ZM117 65V64H116ZM123 66H124V64H122ZM136 65V64H135ZM146 65V64H145ZM152 65V64H151ZM150 65V66H151ZM158 65V64H157ZM175 65V64H174ZM209 65V64H208ZM251 65V64H250ZM14 66H16L14 69H12V70H10L12 67H14ZM24 66V65H23ZM29 66V65H28ZM27 66V67H28ZM103 66V65H102ZM108 66V65H107ZM118 66V65H117ZM133 66H134V64H133ZM149 66V65H148ZM165 66V67H164ZM171 66V65H170ZM176 66V65H175ZM188 66V65H187ZM198 66V67H199ZM210 66H212V65H210ZM218 66V65H217ZM222 66V65H221ZM225 66H226V64H225ZM229 66V65H228ZM228 66H226V68L228 67ZM249 66V65H248ZM26 67V66H25ZM45 67V66H44ZM43 67V68H44ZM46 67H48L47 65H46ZM109 67V66H108ZM112 67V66H111ZM143 67V66H142ZM160 67H161V65H160ZM163 67H164V70H163V72L165 71V68H166V65H163ZM173 67V66H172ZM177 67V66H176ZM183 67V66H182ZM196 67V66H195ZM207 65H206V67L205 68H203L204 69V72L206 73L207 72ZM212 67H214V65L212 66ZM220 67V66H219ZM219 67H218V69H219ZM239 67V66H238ZM247 67V66H246ZM257 67H258V65H257ZM260 67H261V65H260ZM259 67V68H260ZM263 67V66H262ZM40 68H42V67H40ZM69 68V67H68ZM105 68V67H104ZM115 68V67H114ZM121 68V67H120ZM123 68V67H122ZM131 68V67H130ZM136 68H137V66H136ZM167 68H169V67H167ZM180 68V67H179ZM187 68V67H186ZM229 68V67H228ZM251 68V67H250ZM249 68V69H250ZM29 69H31V67H29ZM148 69V68H147ZM153 69H154V67H153ZM170 69V68H169ZM168 69V70H169ZM195 69V68H194ZM205 69H206V71H205ZM213 70H216V69H214V68H212ZM230 69V68H229ZM236 69H238V68H236ZM235 68H234V70L235 71H237ZM245 69H248V68H245ZM24 70H26V69H24ZM23 70V71H24ZM35 70H36V68H35ZM38 70H39V68H38ZM47 70V68H45L44 70L42 69V72H43V75L45 74L44 72ZM107 70V69H106ZM120 70V69H119ZM122 70V69H121ZM134 70V69H133ZM180 70V69H179ZM182 70V69H181ZM184 70H186L185 68L183 69V71ZM188 70V69H187ZM198 70V69H197ZM209 70V69H208ZM210 70H211V68H210ZM209 70V71H210ZM234 70H233V72H234ZM240 72H242L241 71V67H240ZM253 70H256V69H254L253 68ZM259 70H261V69H259ZM4 71V70H3ZM141 71H142V69H141ZM166 71H167V69H166ZM165 71V72H166ZM170 71H171V69H170ZM170 71H168V72H170ZM189 71H191V70H189ZM200 71V70H199ZM203 71V70H202ZM209 71H208V73H209ZM217 71V70H216ZM219 71V70H218ZM228 71V70H227ZM243 71H244V69H243ZM250 71V70H249ZM248 71V72H249ZM262 71V70H261ZM260 71V72H261ZM36 72V71H35ZM40 72V71H39ZM107 72H108V70H107ZM116 72H118V71H116ZM131 72V71H130ZM139 72H140V70H139ZM168 72L166 73V74H168ZM176 72H180V71H177L176 70ZM188 72V71H187ZM194 72V71H193ZM201 72V71H200ZM203 72V73H204ZM211 73H213L212 71H210ZM232 72V73H233ZM248 72H247V74H248ZM259 72V73H260ZM264 72V71H263ZM30 73V72H29ZM33 73V72H32ZM38 73V72H37ZM113 73V72H112ZM119 73H121V71L119 72ZM122 73H124V72H122ZM134 73V72H133ZM132 73V74H133ZM170 73H172V72H170ZM183 73V72H182ZM199 73V72H198ZM203 73H202V75H200V76H203L204 77V79L205 78H207L208 76H209V74H206V76L207 77H205L204 75H203ZM210 73V74H211ZM239 73V72H238ZM237 73V74H238ZM252 73V72H251ZM253 73H254V71H253ZM252 73V74H253ZM16 74V75H17ZM23 74H24V72H23ZM28 74V73H27ZM27 74H26V76H27ZM50 74V73H49ZM49 74H45V75H49ZM116 74V73H115ZM115 74H114V76H115ZM125 74V73H124ZM130 74V73H129ZM137 74V73H136ZM140 74H142V72L140 73ZM176 74H178V73H176ZM180 74V73H179ZM186 74H189V73H186ZM217 74V73H216ZM216 74H215V76H216ZM229 74V73H228ZM231 74V73H230ZM242 74V73H241ZM240 73H239V75H241ZM244 74V73H243ZM255 74H256V71H255ZM255 74H254V76H255ZM30 75V74H29ZM35 75V74H34ZM170 75V74H169ZM173 75H174V72H173ZM183 75V74H182ZM193 75V74H192ZM195 75V74H194ZM193 75V76H194ZM212 75V74H211ZM211 75H210V77H211ZM214 75V74H213ZM232 75H234V73L232 74ZM249 75V74H248ZM258 75V74H257ZM21 76V75H20ZM24 76H25V74L23 75V76H21L20 77V79L22 78V80H24ZM56 76V75H55ZM62 76V75H61ZM117 76V75H116ZM124 76V75H123ZM131 76V75H130ZM134 76V75H133ZM133 76H131V77H133ZM140 76V75H139ZM142 76V75H141ZM178 76V75H177ZM184 77H188V76H185V75H183ZM199 76V77H200ZM215 76H214V78H215ZM227 76V75H226ZM225 76V77H226ZM230 77H231V75H229ZM242 76V75H241ZM16 77V76H15ZM31 77V76H30ZM34 77V76H33ZM41 77V76H40ZM117 77H121V76H119V74H118V76ZM135 77V76H134ZM167 77V76H166ZM171 77V76H170ZM174 77V76H173ZM172 77V78H173ZM182 77V76H181ZM190 77H192V76H190ZM198 77V76H197ZM203 77H202V80H203ZM224 77V76H223ZM233 77V76H232ZM237 77H238V75H237ZM243 77H245L244 79H246V77L247 76H245V74L243 75ZM242 77V78H243ZM260 77H262V76H260ZM36 78V77H35ZM34 78V79H35ZM38 78V77H37ZM46 78H49V76H46ZM55 78V77H54ZM53 78V79H54ZM57 78V77H56ZM55 78V79H56ZM108 78V77H107ZM106 78V79H107ZM122 78V77H121ZM130 78V77H129ZM137 78V77H136ZM174 78H176V77H174ZM173 78V79H174ZM213 78V79H214ZM228 78V77H227ZM241 78V77H240ZM241 78V79H242ZM255 78V77H254ZM258 78H259V76H258ZM17 79V78H16ZM19 79V80H20ZM26 79V78H25ZM33 79V78H32ZM43 79V78H42ZM59 79V78H58ZM109 79V78H108ZM171 79V78H170ZM183 79H185V78H183ZM195 79H197V78H194V80ZM200 79H201V77H200ZM208 79V78H207ZM210 79V78H209ZM208 79V80H209ZM241 79H240V81H241ZM261 79V78H260ZM18 80V79H17ZM27 80H29V79H27ZM63 80V79H62ZM116 80V79H115ZM124 80V79H123ZM122 80V81H123ZM189 80V79H188ZM187 80V81H188ZM192 80H193V78H192ZM193 80V81H194ZM208 80H207V82H208ZM211 80H212V78H211ZM217 80V79H216ZM225 80V79H224ZM223 80V81H224ZM247 80V79H246ZM251 80V79H250ZM57 81V80H56ZM117 81H119V80H117ZM120 81H121V79H120ZM175 81H176V79H175ZM174 81V82H175ZM193 81H192V83H193ZM196 81V80H195ZM232 81H233V79H232ZM245 81V80H244ZM253 81H255V79L253 80ZM256 81H259V79L257 80V78H256ZM13 82V81H12ZM19 82H21V81H19ZM23 82V81H22ZM45 82V81H44ZM105 82H106V80H105ZM116 82V81H115ZM124 82H125V80H124ZM123 82V83H124ZM177 82H179V81H177ZM181 82H182V80H181ZM186 82V81H185ZM190 82V81H189ZM203 82H206V80L205 81H203ZM203 82L201 83V84H203ZM206 82V83H207ZM216 82V81H215ZM226 83H227V81H225ZM225 82H223V84L225 85ZM236 82H238V81H234V83H236ZM242 82V81H241ZM252 82V81H251ZM250 82V83H251ZM8 83V82H7ZM32 83H34V82H32ZM118 83H120V82H118ZM127 82H125V84H126ZM128 83H130V82H128ZM128 83L126 84V85H128ZM134 83H136L135 81H134ZM133 83V84H134ZM191 82H190V84H188V85H190V87H191V84H192ZM195 83V82H194ZM197 83V82H196ZM195 83V84H196ZM198 83H200L199 81H198ZM254 83H256V82H254ZM254 83H252V84H250V86L251 85H253L254 86ZM259 83V82H258ZM19 84V83H18ZM29 84V83H28ZM44 84V83H43ZM61 84V83H60ZM106 84V83H105ZM113 84V83H112ZM122 83H120V85H121ZM125 84H123V87L125 86ZM212 84V85H211ZM222 84V83H221ZM222 84V85H223ZM239 84V85H238ZM242 84V83H241ZM244 84H246V83H244ZM257 84V83H256ZM13 85V84H12ZM15 85V84H14ZM22 85V84H21ZM30 85V84H29ZM28 85V86H29ZM54 85V84H53ZM66 85H67V83H66ZM119 85V84H118ZM131 85V84H130ZM135 85V84H134ZM176 85V84H175ZM180 85V84H179ZM198 85V84H197ZM196 85V86H197ZM200 85V84H199ZM204 85H206V84H204ZM203 85V86H204ZM208 85V84H207ZM214 85H215V83H214ZM214 85H213V82H211L210 83V86L209 87H212V88H210V89H213V88H215L214 87ZM236 85V84H235ZM243 85V84H242ZM258 85H261V84H258ZM25 86V85H24ZM24 86H22V87H24ZM44 86H46V85H44ZM50 86V85H49ZM114 86V85H113ZM137 86V85H136ZM140 86V85H139ZM138 86V87H139ZM172 86V85H171ZM174 86V85H173ZM195 86V88L196 89H199L198 87H196ZM202 85H200V87H201ZM202 86V87H203ZM232 86H233V84L232 83H227V93H225L226 95H227V97H226V101H223L222 102V100H221V102H220V106H221V103H222V106H221V108L220 107H218L217 105H216V107H215V105H210L211 107H207V106H205V107H207L206 109L204 108V109H202V110H199V109H196V107H195V104L196 103H193L194 105H192V107L194 108V109H191V110H189V114H191V118H190V121H189V119H188V123L186 124V123H184L185 125V128H182V126L180 127V133H177V135H176V137L178 138L179 137V134L180 135H182V134H184V133H182L183 131H186V133L189 131V130H191V131H193L192 129H193V123H194V126L196 125V124H198V123H200L199 125V127H201L202 128V125L204 124V123H206V125L207 126H203V127H205L203 130L204 131H200V133L199 132H197V133H199V134H196V135H189L191 138H189L188 137V139L187 138H183L184 140L186 139V142H184L185 144H187V147H188V145H190V143L192 144L193 143V145H191V147H193V149L191 150V154H192V157H188V158H186V160H185V164H187V168L185 167H183L184 168V170L183 171H185V169H186V175H187V177L186 178H184L185 180H181V175H179L180 173H178V175H177V173H174V172H177V170L179 169V166H180V162H181V157H184L183 155H185V154H187V153H185V152H187L188 150H186V151H182V147L180 148L178 145V147L180 148V150H177V151H179V152H176V153H173L172 154V157L171 158H169V161H168V163H167V161H166V163H167V168H166V173L163 175V176H161V179H163V181H164V183H165V181H168L169 179L171 180L173 177L175 178H173V181L175 180L176 181V183H178V182H184L185 183V185H184V183H183V185H184V187H183V189H181L182 190V192L180 193V194H184V196H186V199L184 198V200H182V201H184V202H182V204L184 205V206H179V208L180 207H183V211H184V217H182V219H181V222H180V225L181 226H178V227H175L176 226V222H175V226L174 227H172V225H171V221H172V219H171V217H175V216H179V214L181 213V212H178V206H173V205H171L170 204V206H171V209H169V211L167 212L168 214H167V216H169L168 218H170L169 220H164V219H166V218H164V219H162V214L161 213H156V208H157V206H156V208L154 209H151L152 211H151V213H153L154 211V213H156V218H157V221L159 222V224H160V228L158 229V230H156V235L154 236L156 239V241H161L162 243V245H164L163 244V241H165V244H167V242L171 245V248H169V250L166 252V255L165 256H163V258H165V257H172V258H170V259H172V260H170L169 262H170V264H203V263H201L200 261H202V260H200L201 258H202V256L205 254V253H210V252H208L209 251V249H210V247H211V245L212 244H209V245H207V247L206 246H204L205 245V243L207 242V241H213L214 239V233H215V231L217 230V228H218V224H219V226H220V228H221V226H223L224 227V229H225V234L223 235L224 237H222L218 242H217V244H216V246H215V249H214V251L212 252V255H214L215 256V259L216 258H218L219 256H221L220 257V260L222 261V262H220L221 264H264V239L263 240H261L260 239V237L262 236V235H264V183H261L259 180H258V178H260V176L262 175V177H263V179H264V171L263 170H261L260 168L262 167V166H264V122H262V123H260L259 121H261V120H259V118L257 119V117H255V115H254V113H253V110L255 109L254 108V105L253 104H257V102H253L252 103V101H248V100H246L247 98H245V97H242V95H241V93L239 94V93H237V91H235L233 88H232ZM237 86H241L240 85V83L238 82L237 83ZM249 86V85H248ZM21 86L19 87L20 88V90H21V88H22ZM32 87V86H31ZM119 87V86H118ZM122 87V88H123ZM125 87H129V86H125ZM131 87V86H130ZM134 87V86H133ZM141 87V86H140ZM182 87V86H181ZM180 87V88H181ZM184 87H186V86H184ZM189 87V88H190ZM208 87V88H209ZM226 87V86H225ZM261 87V86H260ZM259 87V88H260ZM12 88V87H11ZM15 88H17V89H19L16 85H15ZM14 88V89H15ZM28 88H30V87H28ZM43 88V87H42ZM41 88V89H42ZM49 88V87H48ZM48 88L46 89V90H48ZM113 88H115V87H113ZM116 88H117V86H116ZM115 88V89H116ZM137 88V87H136ZM171 88V87H170ZM192 88H194L193 86H192ZM192 88H190V89H192ZM252 88H254V87H252ZM251 88V89H252ZM262 88V87H261ZM40 89V88H39ZM50 89V88H49ZM57 89H59V88H57ZM65 89H67L66 87H65ZM72 89V88H71ZM119 88H117V90H118ZM125 89V88H124ZM128 89V88H127ZM132 89V88H131ZM134 89V88H133ZM138 89V88H137ZM174 89V88H173ZM176 89V88H175ZM174 89V90H175ZM189 89V90H190ZM196 89L194 90V91H196ZM201 89V88H200ZM199 89V90H200ZM203 90L204 89H206L205 87L204 88H202ZM201 89V90H202ZM238 89V88H237ZM244 89V88H243ZM242 89V90H243ZM248 89H249V87H248ZM258 89V88H257ZM256 89V90H257ZM43 90V89H42ZM70 90V89H69ZM114 90V89H113ZM136 90V89H135ZM179 90V89H178ZM181 90V89H180ZM179 90V91H180ZM239 90V89H238ZM262 90H264V89H262ZM3 91H5L4 89H3ZM6 91H7V88H6ZM10 91V90H9ZM41 91V90H40ZM39 91V92H40ZM50 91H51V89H50ZM59 91H61V88H60V90ZM68 91V90H67ZM125 91V90H124ZM140 91V90H139ZM139 91H136V93L137 92H139ZM142 91V90H141ZM177 91V90H176ZM191 91V90H190ZM198 91V90H197ZM209 91V90H208ZM216 91V90H215ZM214 90L213 91H211V92H215ZM240 91V90H239ZM252 91H253V89H252ZM20 92V91H19ZM23 92V91H22ZM21 92V93H22ZM27 92V91H26ZM33 92H35V91H33ZM51 92H53V91H51ZM74 92V91H73ZM113 92V91H112ZM120 92V91H119ZM129 92H131V91H129ZM135 92V91H134ZM133 92V93H134ZM219 93H218V95L220 94V97H221V94L223 95V93H222V90H219L218 91ZM224 92V91H223ZM254 92H255V88H254ZM263 91H261V93H262ZM4 93V92H3ZM29 93H31V91L29 92ZM43 93V92H42ZM46 93H48V92H46ZM67 93V92H66ZM108 93V92H107ZM114 93V92H113ZM124 93V92H123ZM172 93H173V91H172ZM177 93H178V91H177ZM182 93V92H181ZM243 93H245L244 92V90H243ZM251 93V92H250ZM256 93V92H255ZM258 93V92H257ZM260 93V92H259ZM12 94V93H11ZM32 94V93H31ZM54 94V93H53ZM56 94V93H55ZM69 94V93H68ZM176 94V93H175ZM180 94V93H179ZM178 94V95H179ZM207 94V93H206ZM212 94V93H211ZM247 94H248V92H247ZM252 94H254L253 92H252ZM263 94V97H264V93H262ZM8 95V94H7ZM17 95V94H16ZM50 95V94H49ZM52 95V94H51ZM50 95V96H51ZM110 95H112V94H110ZM115 94H113V96H114ZM117 95V94H116ZM130 95H132V94H130ZM173 95V94H172ZM182 94H180V96H181ZM217 95V96H218ZM258 95V94H257ZM259 95H261V94H259ZM1 96H3V95H1ZM0 96V97H1ZM47 96V95H46ZM61 96H62V94H61ZM60 95H58V97L60 98L61 97ZM119 96V95H118ZM121 96V95H120ZM120 96L118 97V99L120 98ZM133 96H135V95H133ZM177 96V95H176ZM175 96V97H176ZM192 96V95H191ZM216 96V95H215ZM214 96V97H215ZM249 96H251V94L249 95ZM248 96V97H249ZM255 96V95H254ZM30 97V96H29ZM69 97V96H68ZM67 96H66V98H68ZM123 96H121V98H122ZM128 97V96H127ZM198 97H199V95H198ZM202 97V96H201ZM207 97H209V96H207ZM210 97H212V96H210ZM253 97V96H252ZM251 97V98H252ZM256 97V96H255ZM262 97V96H261ZM57 98V97H56ZM111 98V97H110ZM109 98V99H110ZM116 98V97H115ZM125 98V97H124ZM170 98H172V97H170ZM179 98V97H178ZM250 98V100H253V99H251ZM254 98V97H253ZM18 99V98H17ZM17 99H15L14 98V100H15V102L17 101ZM23 99V98H22ZM25 99V98H24ZM23 99V100H24ZM53 99V98H52ZM62 99V98H61ZM70 99V98H69ZM114 99V98H113ZM134 99H136V98H134ZM174 99V98H173ZM177 98H175V100H176ZM180 99H183V98H180ZM207 99V98H206ZM221 99V98H220ZM255 99H257V98H255ZM254 99V100H255ZM259 99V98H258ZM257 99V100H258ZM10 100V99H9ZM13 100V99H12ZM13 100V101H14ZM21 100V99H20ZM34 100V99H33ZM112 100V99H111ZM115 100V99H114ZM128 100V99H127ZM175 100H172L173 102L175 101ZM179 99H177V101H178ZM188 100H190L189 98H188ZM192 100V99H191ZM195 100V99H194ZM196 100H197V98H196ZM196 100H195V102H196ZM209 100H211V99H208V101ZM260 100V99H259ZM18 101H19V99H18ZM35 101V100H34ZM41 101V100H40ZM39 101V102H40ZM43 101V100H42ZM45 101V100H44ZM43 101V102H44ZM51 101V100H50ZM56 101V100H55ZM58 101H59V99H58ZM65 101V100H64ZM117 101V100H116ZM115 101V102H116ZM119 101V100H118ZM121 101V100H120ZM119 101V102H120ZM169 101V100H168ZM177 101H176V103H177ZM181 101V100H180ZM211 101H213V100H211ZM211 101H209V102H211ZM215 101V100H214ZM213 101V102H214ZM21 102V101H20ZM28 102V101H27ZM43 102H41V104H43ZM46 102V101H45ZM106 102V101H105ZM112 102H114V101H112ZM111 102V103H112ZM125 102V101H124ZM124 102H122V103H124ZM172 102V103H173ZM200 102V101H199ZM202 102H203V100H202ZM201 102V103H202ZM205 102V101H204ZM207 102V101H206ZM1 103V102H0ZM5 103V102H4ZM9 103V102H8ZM11 103V102H10ZM13 103V102H12ZM22 103V102H21ZM24 103H26V102H24ZM38 103V102H37ZM169 104H171L170 103V101L168 102ZM175 103V104H176ZM181 103H182V101H181ZM188 103V102H187ZM191 103H192V101H191ZM15 104V103H14ZM19 104V103H18ZM113 104V103H112ZM116 104H117V102H116ZM116 104H115V106H116ZM121 104V103H120ZM169 104H168V106H169ZM174 104V106H176ZM179 104V103H178ZM205 105L207 104V103H204ZM204 104H203V106H204ZM210 104V103H209ZM214 104V103H213ZM23 105V104H22ZM30 105V104H29ZM38 105H40V104H38ZM122 105V104H121ZM189 105V104H188ZM191 105V104H190ZM199 105H201V104H199ZM208 105V104H207ZM14 106V105H13ZM19 106V105H18ZM24 106V105H23ZM31 106V105H30ZM36 106V105H35ZM34 106V107H35ZM44 106V105H43ZM53 106V105H52ZM54 106H56L55 104H54ZM53 106V107H54ZM64 106H66V105H64ZM162 106V105H161ZM173 106V109L175 108ZM179 105H177L176 107H178ZM203 106H202V108H203ZM209 106V105H208ZM10 107V106H9ZM45 107V106H44ZM52 107V108H53ZM120 107H122V106H120ZM164 108H165V105L163 106ZM189 107H191V106H189ZM191 107V108H192ZM1 108V107H0ZM12 108V107H11ZM23 108V107H22ZM33 108V107H32ZM36 108V107H35ZM43 108V107H42ZM47 108V107H46ZM68 108V107H67ZM115 108V107H114ZM118 108V107H117ZM170 108L172 109V106H170ZM56 109V108H55ZM58 109H59V107H58ZM66 109V108H65ZM165 109H167V107L165 108ZM14 110V109H13ZM17 110V109H16ZM25 111L26 110H28L27 108L26 109H24ZM46 110V109H45ZM67 110V109H66ZM114 110V109H113ZM116 110V109H115ZM181 110V109H180ZM179 110V111H180ZM6 111H7V109H6ZM31 111V110H30ZM55 111V113H56V111L58 112V110H54ZM174 111V110H173ZM178 111V112H179ZM4 112V111H3ZM27 112V111H26ZM26 112H23V113H26ZM116 112V111H115ZM181 112V111H180ZM13 113H14V111H13ZM31 113V112H30ZM42 113H45V112H42ZM49 113V112H48ZM53 113V112H52ZM120 113H121V111H120ZM188 113V111H187V108H186V106L185 105H183V114L184 115H186ZM1 114V113H0ZM4 114V113H3ZM7 114H8V112H7ZM18 114V113H17ZM20 114V113H19ZM66 114V113H65ZM170 114V113H169ZM9 115V114H8ZM7 115V116H8ZM11 115V114H10ZM14 115V114H13ZM16 115V114H15ZM48 115V114H47ZM55 115V114H54ZM173 115V114H172ZM176 115V114H175ZM6 116V115H5ZM6 116V117H7ZM26 116V114L23 116V117H25ZM43 116H45V115H43ZM53 116V115H52ZM58 116H59V114H58ZM63 116V115H62ZM122 116V115H121ZM256 116H257V114H256ZM18 117V116H17ZM22 117V116H21ZM36 117V116H35ZM49 117V116H48ZM120 117V116H119ZM168 117V116H167ZM166 117V118H167ZM171 117V116H170ZM178 117V116H177ZM176 117V118H177ZM180 117V116H179ZM178 117V118H179ZM190 117V116H189ZM188 117V118H189ZM199 117H201V119H199V121H198V118ZM11 118H12V116H11ZM28 118H30L29 116L27 117V119ZM32 118V117H31ZM34 118V117H33ZM39 118V117H38ZM38 118H37V121H38ZM43 118H45V117H43ZM63 118V117H62ZM67 118V117H66ZM65 118V119H66ZM169 118V117H168ZM177 118V119H178ZM4 119V118H3ZM21 119V118H20ZM26 119V120H27ZM53 119V118H52ZM68 119V118H67ZM180 119V118H179ZM5 120V119H4ZM31 120H33V119H31ZM43 120V119H42ZM63 120V119H62ZM167 120V119H166ZM184 120V122H185V118H184V116L182 117V120H179V121H177V120H175V121H177V122H175V123H177V124H175V125H180L181 124V122ZM11 121V120H10ZM30 121V120H29ZM28 121V122H29ZM34 121H35V119H34ZM40 121V120H39ZM38 121V122H39ZM43 121H45V123H46V120H43ZM43 121H41V122H43ZM169 121V120H168ZM171 121V120H170ZM0 122H2V117H1V119H0ZM19 122V121H18ZM30 122H32V121H30ZM36 122V121H35ZM38 122L37 123H35V124H38ZM59 122V121H58ZM63 122H65L66 123V121L65 120H63ZM172 122V121H171ZM7 123V122H6ZM21 123V122H20ZM23 123V122H22ZM44 123V124H45ZM50 122H48V124H49ZM64 123V124H65ZM68 123V122H67ZM4 124V123H3ZM47 124V123H46ZM59 124V123H58ZM1 125H2V123H1ZM5 125H7V124H5ZM9 125V124H8ZM26 125V124H25ZM31 125L33 126V124L31 123ZM40 126L39 127H41V125H42V123L41 124H39ZM55 125V124H54ZM57 125V124H56ZM55 125V126H56ZM170 125V124H169ZM174 125V126H175ZM12 126V125H11ZM20 126H21V124H20ZM19 126V127H20ZM24 126V125H23ZM31 126V127H32ZM37 126V125H36ZM171 126H172V128H173V130H175L174 129V127H173V125H172V123H171ZM183 126V127H184ZM7 128H9L8 126H6ZM44 127V126H43ZM46 127V126H45ZM66 128H67V125L65 126ZM71 127V126H70ZM69 126H68V128H70ZM198 127V128H199ZM3 128H4V125H3ZM13 128V127H12ZM11 128V129H12ZM36 127H34V129H35ZM46 128H48L49 129V127L47 126ZM50 128H52L51 126H50ZM57 128V127H56ZM171 128V127H170ZM171 128V129H172ZM175 128H176V126H175ZM197 128V129H198ZM6 129V128H5ZM19 129V128H18ZM37 129H38V126H37ZM41 129L43 130V128L41 127ZM195 130H196V128H194ZM13 130V129H12ZM11 130V131H12ZM27 130V129H26ZM31 130V129H30ZM36 130V129H35ZM33 131V132H36V131ZM56 130V129H55ZM135 130V129H134ZM170 130V129H169ZM202 130V129H201ZM24 131V130H23ZM136 131V130H135ZM135 131H132L133 133L135 132ZM167 131H168V129H167ZM190 131V132H191ZM2 132V131H1ZM7 132H9V130L7 131ZM15 132V131H14ZM28 132V131H27ZM32 132V133H33ZM40 132V131H39ZM57 132V131H56ZM56 132H53V133H56ZM169 132H171V131H169ZM196 132V131H195ZM44 134H47V133H45V131L43 132ZM49 133H50V131H49ZM53 133H50L51 135L53 134ZM173 133V132H172ZM185 133V134H186ZM193 133V132H192ZM15 134H16V132H15ZM49 134V135H50ZM166 134H169V133H166ZM171 134V133H170ZM170 134H169V137H170ZM189 134V133H188ZM187 134V135H188ZM213 134V135H212ZM1 135H3V133L1 134ZM6 135V134H5ZM8 135V134H7ZM163 135V134H162ZM15 136V135H14ZM31 136V135H30ZM32 136H34V135H32ZM38 136H39V134H38ZM54 136V135H53ZM165 136H167V135H165ZM165 136H161V137H165ZM173 136V135H172ZM172 136H171V138H172ZM12 137V136H11ZM48 137V136H47ZM51 137V136H50ZM134 137V136H133ZM168 137V136H167ZM168 137V138H169ZM187 137V136H186ZM17 138V137H16ZM34 139H33V141L34 140H37V139H35V137H33ZM136 138V137H135ZM160 138V137H159ZM159 138L157 137V139L159 140ZM167 138V139H168ZM180 138V137H179ZM11 139V138H10ZM10 139H9V141H10ZM27 139V138H26ZM42 139H44L45 140V137L43 138H40V140L41 141H44V140H42ZM47 139V138H46ZM123 139H124V137H123ZM176 139V138H175ZM182 139V140H183ZM30 140V139H29ZM155 140V139H154ZM163 140H164V138H163ZM182 140H178V141H182ZM183 140V141H184ZM16 141V140H15ZM31 141V140H30ZM46 141V140H45ZM159 141H161V140H159ZM174 141V140H173ZM40 142V141H39ZM50 142V141H49ZM49 142H45V143H49ZM158 142V141H157ZM177 142V141H176ZM179 142V143H180ZM15 143V142H14ZM17 143V142H16ZM44 143V142H43ZM54 143V142H53ZM22 144V143H21ZM29 144V143H28ZM30 144H31V142H30ZM35 144H37L36 142H35ZM154 144H156V143H154ZM181 144H182V142H181ZM18 145V144H17ZM33 145V144H32ZM47 145H49V144H47ZM46 145V146H47ZM161 145H162V143H161ZM161 145H160V147H161ZM169 145V144H168ZM176 145V144H175ZM244 145V146H243ZM13 146V145H12ZM26 146V145H25ZM29 146V145H28ZM163 146H164V144H163ZM182 146V145H181ZM185 146V145H184ZM241 146H243L244 147V149L242 150V153H240V155L237 157L236 155H237V151H241V149H239V148H241ZM18 147V146H17ZM43 147H44V145H43ZM50 147V146H49ZM258 147H261L260 149H258ZM25 148H27V147H25ZM171 148V147H170ZM12 149V148H11ZM30 149V148H29ZM32 149H33V147H32ZM31 149V150H32ZM38 149V148H37ZM49 149V148H48ZM161 149V148H160ZM167 149V148H166ZM188 149V148H187ZM254 149H257V151L255 152V154L253 155V150ZM23 150V149H22ZM22 150H21V152H22ZM169 150V149H168ZM174 150H175V148H174ZM173 150V151H174ZM175 150V151H176ZM18 151V150H17ZM16 151V152H17ZM30 151V150H29ZM33 151H35V150H33ZM160 151V150H159ZM158 151V152H159ZM167 151V150H166ZM165 151V152H166ZM170 151V150H169ZM36 152V151H35ZM44 152V151H43ZM157 152V151H156ZM170 153V152H169ZM185 153V154H184ZM19 154V153H18ZM28 154V153H27ZM34 154V153H33ZM40 154H42V153H40ZM157 154V153H156ZM158 154H160V152L158 153ZM167 154H168V152H167ZM167 154H165V155H163V156H167ZM253 156H252V155ZM1 155H3V154H1ZM26 155V154H25ZM43 155V154H42ZM42 155H41V157H42ZM47 155V154H46ZM45 155V156H46ZM10 156V155H9ZM8 156V157H9ZM19 156V155H18ZM29 156V158H30V155H28ZM28 156H25V157H28ZM45 156H43L42 158H44ZM157 156V155H156ZM159 156V155H158ZM193 156H194V158H193ZM252 156V157H251ZM12 157V156H11ZM15 157V156H14ZM24 157V156H23ZM32 157H33V155H32ZM31 157V158H32ZM20 158V157H19ZM35 158V157H34ZM45 158H47V157H45ZM159 158H160V156H159ZM164 158V157H163ZM9 159V158H8ZM27 159V158H26ZM37 159V158H36ZM35 159V160H36ZM41 159V158H40ZM184 159V158H183ZM31 160V159H30ZM38 160H39V157H38ZM103 160V159H102ZM101 160V161H102ZM158 160V159H157ZM160 160V159H159ZM158 160V162H160ZM1 161V160H0ZM2 161H3V159H2ZM163 161H164V159H163ZM252 162V168H253V171H255L254 173H257L256 175L257 176H255V177H258L256 180H257V182H256V192L254 193V197H253V199H251L250 198V200H254L255 202L254 203H257V205H255L256 206V208H255V216H254V214H253V218L254 219H251V220H247L248 218H246V217H244L243 215H241V217L239 216V217H237V211H238V209H239V207H240V205H241V201H242V199L244 198V195L248 192V190H249V183L247 182V181H249V180H247V181H245L243 178H241V176H242V173H240V174H238V172H240V171H242L244 168H247L246 166H248L247 164H248V162ZM7 162V161H6ZM5 162V163H6ZM27 162V161H26ZM33 162V161H32ZM37 162V161H36ZM157 162V163H158ZM28 163V162H27ZM30 163H31V161H30ZM155 163V162H154ZM154 163H153V166H154ZM164 163V162H163ZM17 164V163H16ZM20 164V163H19ZM37 164V163H36ZM40 164V163H39ZM4 165V164H3ZM8 165V164H7ZM10 165V164H9ZM18 165V164H17ZM25 165V164H24ZM160 165V164H159ZM158 165V166H159ZM163 165V164H162ZM14 166V165H13ZM38 166V165H37ZM156 166V165H155ZM154 166V167H155ZM165 166V165H164ZM164 166H162L163 168H164ZM7 167V166H6ZM161 167V166H160ZM182 167H180V170L179 171H181V169H182ZM12 168H14V167H12ZM15 168H17V167H15ZM19 168V167H18ZM163 168H162V170H163ZM10 169V168H9ZM29 169V168H28ZM159 169V168H158ZM14 170V169H13ZM104 170V169H103ZM153 170V169H152ZM9 171V170H8ZM7 171V172H8ZM15 171V170H14ZM13 171V172H14ZM17 171V170H16ZM23 171V170H22ZM101 171V170H100ZM154 171V170H153ZM156 171H157V169H156ZM156 171H154V172H156ZM161 171V170H160ZM10 172V171H9ZM152 172V171H151ZM99 173H101V172H99ZM157 173H159V171H157ZM2 174V173H1ZM5 174V173H4ZM10 174V173H9ZM11 174H12V172H11ZM14 174V173H13ZM152 174V173H151ZM163 174V173H162ZM154 175V174H153ZM157 175H159V174H157ZM240 175V176H239ZM8 175H6V177H7ZM15 176V175H14ZM20 176V175H19ZM34 176V175H33ZM154 176H156V175H154ZM153 176V177H154ZM178 176V178H176ZM4 177L5 176H3V179H4ZM5 177V178H6ZM9 177V176H8ZM28 177V176H27ZM32 177V176H31ZM150 177L152 178V176L150 175ZM34 178V177H33ZM45 178V177H44ZM157 178V177H156ZM0 179H1V176H0ZM2 179V180H3ZM8 179V178H7ZM12 179H14V178H12ZM148 179V178H147ZM160 179V180H161ZM8 181L10 182V178L8 179ZM8 181H6L7 183H8ZM13 181V180H12ZM11 181V182H12ZM163 181H162V183H163ZM4 182H5V179H4ZM18 182V181H17ZM161 183V182H160ZM175 183V182H174ZM173 183V184H174ZM10 184V183H9ZM12 184V183H11ZM146 184V183H145ZM155 184V183H154ZM154 184H153V188H154ZM168 184H169V182H168ZM172 184V183H171ZM180 184V183H179ZM4 185V184H3ZM6 185V187H7V185L8 184H5ZM164 185V184H163ZM178 185V184H177ZM180 185H182V184H180ZM182 185V186H183ZM251 185V184H250ZM151 186V185H150ZM156 186H157V183H156ZM4 187V186H3ZM32 187H34V186H32ZM77 187V186H76ZM152 187V186H151ZM160 187H161V184L159 185V190H160ZM172 187V190H173V186H171ZM176 187V186H175ZM251 187V186H250ZM0 188H1V184H0ZM114 188V187H113ZM169 188V187H168ZM180 188L181 187H179L178 189H179V191H181L180 190ZM9 189V188H8ZM115 189V188H114ZM163 189V188H162ZM167 189V188H166ZM89 190V189H88ZM96 190V189H95ZM149 190V189H148ZM153 190H155V189H153ZM175 190V189H174ZM177 190V189H176ZM175 190V191H176ZM98 191V190H97ZM104 191V190H103ZM106 191H108V190H105V193L107 194V192ZM151 191V190H150ZM28 192V191H27ZM85 192V191H84ZM99 192H102V191H99ZM111 192V191H110ZM110 192H108V193H110ZM145 192V191H144ZM165 192V191H164ZM164 192H162V191H160V193H163L164 194ZM171 192V191H170ZM252 192H253V190H252ZM251 192V193H252ZM17 193H18V191H17ZM86 193V192H85ZM102 193H104V192H102ZM153 193V192H152ZM159 193V194H160ZM166 194H167V190H166V192H165ZM86 194H88V192L86 193ZM90 194H92L91 192H90ZM148 194V193H147ZM156 194H158V193H156ZM158 194V195H159ZM170 194V193H169ZM168 194V195H169ZM172 194V193H171ZM170 194V195H171ZM176 194V193H175ZM178 194V193H177ZM179 194V195H180ZM108 195V194H107ZM107 195H104V196H107ZM132 195H133V193H132ZM131 195V196H132ZM145 194H143V196H144ZM150 195V194H149ZM165 195V194H164ZM163 195V196H164ZM168 195H166V196H168ZM173 195V194H172ZM151 196V195H150ZM160 196H162V194L160 195ZM159 196V197H160ZM162 196V197H163ZM110 197V196H109ZM142 197V196H141ZM145 197V196H144ZM143 197V198H144ZM153 198L155 197L154 195L152 196ZM170 197V196H169ZM174 197V196H173ZM176 197H178V195L176 196ZM142 198V199H143ZM150 198V197H149ZM148 198V200H150V202L152 201L151 199H149ZM168 198V197H167ZM175 198V197H174ZM182 198V199H183ZM163 199H165V197H163ZM162 198L160 199V201L162 200V202L164 203V200H163ZM170 199V198H169ZM169 199H168V201H169ZM133 200H134V197H133ZM132 200V201H133ZM154 200V199H153ZM156 200V199H155ZM155 200L153 201V203L155 202ZM175 200H176V198H175ZM180 200H181V198H180ZM167 201V200H166ZM167 201V202H168ZM170 201L172 202V197H171V199H170ZM173 201H174V199H173ZM176 201H179V200H176ZM157 202V201H156ZM162 202H160L159 204L160 205H164ZM166 202V203H167ZM180 202V201H179ZM230 202H233V207H232V209H230V210H228V207L231 205L230 204ZM173 203V202H172ZM175 203V202H174ZM147 204H149V203H147ZM151 204V203H150ZM149 204V207L151 206ZM158 203H155V205H157ZM175 204H179L178 202L177 203H175ZM174 204V205H175ZM181 204V203H180ZM181 204V205H182ZM230 204V205H229ZM154 205V206H155ZM159 205V206H160ZM248 205V204H247ZM250 205V204H249ZM248 205V206H249ZM252 205V204H251ZM143 206V205H142ZM146 206V205H145ZM158 206V207H159ZM165 206V205H164ZM167 206V205H166ZM172 206H173V208H172ZM252 206H254V205H252ZM147 207V206H146ZM149 207L148 208H146L147 209V211L149 210ZM160 207H163V206H160ZM160 207H159V209H160ZM152 208V207H151ZM166 208V207H165ZM250 208V207H249ZM71 209V208H70ZM162 209V208H161ZM164 209V208H163ZM247 209V208H246ZM246 209H245V211H246ZM254 209V208H253ZM154 210V211H153ZM158 210V209H157ZM249 210V209H248ZM77 211V210H76ZM144 211V210H143ZM146 211V210H145ZM160 212V211H159ZM165 212V211H164ZM248 212V211H247ZM73 213H75L74 211H73ZM73 213H71V214H73ZM149 213V212H148ZM162 213H163V211H162ZM242 213V212H241ZM248 213H250V212H248ZM252 213H254L253 211H252ZM251 213V214H252ZM165 214V213H164ZM244 214H245V212H244ZM79 215V214H78ZM143 215H144V213H143ZM77 216V215H76ZM145 216V215H144ZM155 216H153V217H155ZM250 216V215H249ZM70 217H73V216H70ZM69 217V218H70ZM107 217V216H106ZM106 217H105V219H106ZM181 217V216H180ZM251 217H252V215H251ZM74 218V217H73ZM72 218V222H71V224L74 222L73 219ZM144 218V217H143ZM142 218V219H143ZM148 218H150V217H147V219ZM79 219H80V217H79ZM146 219V218H145ZM144 219V220H145ZM146 219V220H147ZM152 219V218H151ZM145 220V221H146ZM176 220V219H175ZM180 220V219H179ZM59 221H61V220H59ZM71 221V220H70ZM174 221V220H173ZM172 221V222H173ZM178 221V220H177ZM252 221H255L254 223H252ZM64 222V221H63ZM156 222V221H155ZM59 223V222H58ZM61 223V222H60ZM65 223V222H64ZM67 223H70V222H66V224ZM157 223V222H156ZM155 223V224H156ZM228 223H231V225L230 226H227L226 227V225L228 224ZM63 224V223H62ZM66 224H65V226H66ZM78 224V223H77ZM76 223L74 224V226H76L77 225ZM251 224H253V225H251ZM64 225V224H63ZM69 225V224H68ZM151 225V224H150ZM154 225V224H153ZM152 225V226H153ZM177 225H179V224H177ZM52 226V225H51ZM50 226V227H51ZM56 226V225H55ZM57 226H60V225H57ZM56 226V227H57ZM62 226V225H61ZM156 226H157V224H156ZM250 226H253V227H250ZM41 227V225L39 226V228ZM50 227H49V229H50ZM72 227H73V224H72ZM78 227V226H77ZM76 227V228H77ZM43 228V227H42ZM45 228V227H44ZM63 228V227H62ZM65 228V227H64ZM68 228H71V225H70V227H68L67 226V229ZM90 228V227H89ZM153 228H155V229H157L158 228V226H157V228L156 227H154L153 226ZM153 228H151V234L153 233V232H155V231H152V229ZM57 229V228H56ZM59 229H61V227H59ZM66 229V231L68 232V230ZM75 229V228H74ZM79 229H80V227H79ZM85 229V228H84ZM91 229V228H90ZM89 229V230H90ZM154 229V230H155ZM222 229V228H221ZM223 229V230H224ZM58 230V229H57ZM73 230V228L70 230V233H75L76 232V230L75 231H73V232H71ZM86 230H87V228H86ZM85 230V231H86ZM129 230V229H128ZM136 230V229H135ZM161 230L162 231H165L166 233H164L165 235H161ZM220 230V229H219ZM38 231V230H37ZM48 231V230H47ZM63 231H65V230H62V232ZM65 231V232H66ZM77 231H79V230H77ZM84 230H83V232H85ZM137 231L139 232L140 230H138L137 229ZM2 232V231H1ZM58 232H60L59 230H58ZM83 232H82V234H83ZM87 232H88V230H87ZM86 232V233H87ZM91 232V231H90ZM135 232V231H134ZM138 232H136V233H138ZM6 233V232H5ZM9 233V232H8ZM41 233V232H40ZM48 233H50V232H48ZM48 233H46V236H48L49 237V235H47ZM52 234H53V232H51ZM50 233V235H52ZM56 233V232H55ZM64 233V232H63ZM69 233V234H70ZM77 233V232H76ZM89 233V232H88ZM92 233V232H91ZM113 233V235H114V233L115 232H112ZM126 233H127V230H126ZM90 234V233H89ZM89 234L87 235V236H89ZM131 234V233H130ZM146 234V233H145ZM148 234H149V230H148ZM163 234V233H162ZM172 234H174V236H176L177 238L175 239L174 238V236H172ZM5 235H7V234H5ZM5 235H4V240H6L5 239ZM9 235H10V233H9ZM9 235H7L6 237H8ZM38 235V234H37ZM41 235V234H40ZM42 235H44V233L42 232ZM64 235V234H63ZM66 235H68V234H66ZM65 235V236H66ZM74 235V234H73ZM76 235V234H75ZM112 235V234H111ZM132 235V234H131ZM136 235V234H135ZM134 235V236H135ZM138 235H141V234H138ZM137 235V236H138ZM142 235H143V233H142ZM233 235H234V237H233ZM39 236V235H38ZM45 236V237H46ZM64 236V237H65ZM69 236V235H68ZM68 236H66V237H68ZM70 236H71V234H70ZM70 236H69V238H70ZM83 236H86V235H84L83 234ZM133 236V237H134ZM145 236V235H144ZM147 237L149 236V235H146ZM151 236V235H150ZM1 237V236H0ZM10 237V236H9ZM41 237V236H40ZM44 237V236H43ZM44 237V238H45ZM79 237V236H78ZM89 237H91V235L89 236ZM89 237H88V239H89ZM108 237H110L109 235H108ZM125 237V236H124ZM132 237V236H131ZM142 237V236H141ZM262 237H264V236H262ZM74 238V237H73ZM83 238V237H82ZM120 238V237H119ZM138 239L140 238V237H137ZM9 238H7V240H8ZM40 239V238H39ZM46 239H48V238H46ZM60 239V238H59ZM72 239V238H71ZM75 239V238H74ZM88 239H87V241H88ZM132 239V238H131ZM135 239V238H134ZM142 239H143V241H144V238L142 237ZM148 239V238H147ZM3 240V241H4ZM37 240H38V238H37ZM66 240V239H65ZM64 240V241H65ZM70 240V239H69ZM73 240V239H72ZM71 240V241H72ZM83 240H86V237H85V239H83ZM109 240H111V239H109ZM152 240V238L150 239V241ZM155 240H153V241H155ZM9 241H10V239H9ZM8 241V242H9ZM12 241V240H11ZM40 241V240H39ZM61 241V239L59 240V242ZM64 241H62L63 242V244H64ZM71 241H70V243H68L69 241H67V243L68 244H72L71 243ZM74 241H77V238H76V240H73L72 242H74ZM86 241V242H87ZM128 241V240H127ZM130 241V240H129ZM140 241H141V239H140ZM211 241V242H212ZM2 242V241H1ZM43 242V241H42ZM83 242V241H82ZM86 242L84 243L85 245H88V244H86ZM89 242V241H88ZM119 242V241H118ZM122 242V241H121ZM131 242H133V241H131ZM142 242V241H141ZM147 242V241H146ZM146 242H143V243H146ZM4 243V242H3ZM5 243H6V241H5ZM41 243V242H40ZM76 243V242H75ZM75 243H74V245H75ZM105 243V242H104ZM123 243V242H122ZM128 243V242H127ZM135 243V242H134ZM136 243H138V242H136ZM148 243V242H147ZM210 243V242H209ZM9 244V243H8ZM13 244V243H12ZM11 244V245H12ZM78 244V243H77ZM76 244V245H77ZM91 244V243H90ZM108 244V243H107ZM110 244V243H109ZM149 244V243H148ZM2 245V244H1ZM39 245V244H38ZM60 245V244H59ZM58 245V246H59ZM75 245V246H76ZM81 245V244H80ZM83 245V244H82ZM91 245H93V244H91ZM91 245L89 246V247H91ZM95 245L96 244H94V248H98L97 246L95 247ZM106 245V244H105ZM104 245V247L105 248H107V246H109V245H106L105 246ZM121 245H124V244H121ZM132 245V244H131ZM139 246L141 245V244H138ZM137 245V246H138ZM145 245V244H144ZM147 245V244H146ZM155 245V242H153V246ZM2 246H5V245H2ZM10 246V245H9ZM72 246H73V244H72ZM74 246V247H75ZM130 246V245H129ZM128 246V247H129ZM133 246V245H132ZM132 246H130V247H132ZM139 246H138V248H139ZM151 246H152V244H151ZM152 246V247H153ZM156 246H158V245H156ZM62 247V246H61ZM66 247V246H65ZM68 247H69V245H68ZM71 247V246H70ZM70 247H69V249H70ZM80 247V246H79ZM79 247L77 248L78 250H80L79 249ZM89 247H87L86 246V250L87 251H89L91 248H89ZM101 247H102V245H101ZM120 247H122V246H120ZM124 247V246H123ZM136 247V246H135ZM141 247V246H140ZM143 247V246H142ZM142 247H141V249H142ZM150 247V246H149ZM167 247H169V246H166V248ZM204 247H206V248H204ZM0 248H1V246H0ZM52 248V247H51ZM57 248V247H56ZM56 248H54V249H56ZM67 248V247H66ZM82 248H83V246H82ZM88 248H89V250H88ZM105 248H103V249H105ZM109 248V247H108ZM138 248H137V250H138ZM148 248V247H147ZM146 248V249H147ZM155 248V247H154ZM157 248V247H156ZM159 248V247H158ZM2 249V248H1ZM53 249V248H52ZM51 249V250H52ZM53 249V250H54ZM58 249V248H57ZM64 249V248H63ZM69 249H67V250H69ZM71 249H72V247H71ZM70 249V250H71ZM74 249H76V248H74ZM74 249H72V251L74 250ZM84 249V248H83ZM83 249L81 250L82 252H83ZM95 249V250H96ZM115 249V248H114ZM120 249H122V248H120ZM124 249H125V247H124ZM131 249V248H130ZM129 249V250H130ZM133 249H135V248H133ZM144 249V248H143ZM142 249V250H143ZM149 249V248H148ZM160 249V248H159ZM161 249H163L162 248V246H161ZM6 250V249H5ZM8 250V249H7ZM61 250V249H60ZM66 250V249H65ZM86 250H85V253H87L86 252ZM100 250H101V248L98 250L99 252H100ZM107 250H109V249H107ZM106 250V251H107ZM112 250H113V248H112ZM128 250V249H127ZM132 250V249H131ZM137 250H135V252H137ZM156 250V249H155ZM155 250H154V252H155ZM158 250V249H157ZM49 251H50V247H49ZM71 251V252H72ZM77 251V250H76ZM93 251V250H92ZM102 251V250H101ZM105 251V252H106ZM121 251V250H120ZM119 251V252H120ZM134 251V250H133ZM139 251H140V249H139ZM138 251V252H139ZM144 251H146V250H144ZM166 251V250H165ZM164 251V252H165ZM54 252H55V250H54ZM57 252V251H56ZM70 252V253H71ZM94 252H96V251H94ZM99 252L98 253H96V254H98V258H100L99 257ZM115 252H117V251H115ZM124 252V251H123ZM147 252V251H146ZM151 252V251H150ZM205 252V253H204ZM2 253V252H1ZM48 253V252H47ZM51 253V252H50ZM50 253H48V254H50ZM58 253V252H57ZM73 253H76L75 251L73 252ZM72 253V254H73ZM77 253H79L78 251H77ZM90 253H92V252H90ZM89 253V254H90ZM101 253H104V250H103V252H101ZM118 253V252H117ZM116 253V254H117ZM121 253V252H120ZM120 253H118V254H120ZM126 253V252H125ZM124 253V254H125ZM128 253H130V251L128 252ZM140 253V252H139ZM142 253V252H141ZM4 254V253H3ZM51 254H54V253H51ZM65 254H67V252H65ZM64 254V255H65ZM69 254V253H68ZM67 254V255H68ZM72 254H69L67 257H69L70 255H72ZM88 254V255H89ZM94 254V253H93ZM108 254V253H107ZM113 254V253H112ZM131 254H132V252H131ZM143 254V253H142ZM148 254V253H147ZM147 254H145V256L147 255ZM157 254V253H156ZM156 254H154V256L156 255ZM45 255H47V254H45ZM55 255V254H54ZM78 255V254H77ZM95 255V254H94ZM94 255H92V256H94ZM104 255V254H103ZM109 255V254H108ZM126 255V254H125ZM129 255V254H128ZM136 255V253H134V256ZM137 255H139V254H137ZM136 255V256H137ZM152 256H153V254H151ZM160 255V254H159ZM207 254H205L204 255V257L206 256ZM48 256V255H47ZM74 256V255H73ZM72 256V258H74L75 259V256H76V254H75V256L73 257ZM78 256H80V255H78ZM83 256H85V254L83 253V255H82V257ZM100 256H101V254H100ZM105 256H106V253H105ZM120 256H122L121 254H120ZM130 256V255H129ZM132 256H133V254L131 255V258H132ZM133 256V258H134V260L135 259H137L136 257H134ZM140 256V255H139ZM142 256V255H141ZM145 256H144V258H142V260L143 259H145ZM162 256V255H161ZM160 256V257H161ZM53 256H51V258H52ZM64 257H66V255L64 256ZM77 257V256H76ZM86 257H87V255H86ZM113 257H115V256H113ZM127 257V256H126ZM138 257V256H137ZM143 257V256H142ZM148 257V256H147ZM146 257V258H147ZM4 258V257H3ZM41 258H43V257H41ZM70 258V257H69ZM72 258H70V259H72ZM78 258V257H77ZM77 258L75 259V260H77ZM89 258V257H88ZM96 258V257H95ZM97 258V259H98ZM103 258V257H102ZM116 258V257H115ZM132 258V259H133ZM47 259H48V257H47ZM49 259H50V257H49ZM63 259H65V258H63ZM68 259V258H67ZM91 259V256H90V258H89V260ZM93 259V258H92ZM105 259V258H104ZM110 259V258H109ZM131 259V260H132ZM152 259V258H151ZM154 259V258H153ZM153 259H152V261H153ZM158 259V257L156 256V258L154 259V262H156V260ZM16 260V259H15ZM66 260V259H65ZM65 260H63V262L62 263H64L65 262ZM82 260H84V259H81V261ZM86 260V259H85ZM84 260V262L86 263V262H88V260H86L85 261ZM96 260V259H95ZM106 260V259H105ZM104 260V261H105ZM116 260V259H115ZM130 260V261H131ZM140 260V259H139ZM141 260V261H142ZM148 260H149V258H148ZM159 260V259H158ZM6 261V260H5ZM14 261V260H13ZM45 261H47V260H45ZM71 261V260H70ZM80 261V262H81ZM98 263L100 262V261H98V260H96ZM129 261V260H128ZM127 261V262H128ZM133 261V260H132ZM140 261V262H141ZM144 261V260H143ZM163 261H164V259H163ZM168 261V260H167ZM167 261H166V263H167ZM172 261V262H171ZM2 262V261H1ZM4 262V261H3ZM49 262V261H48ZM53 262V261H52ZM67 262V261H66ZM72 262L74 263V260H72ZM72 262H70V263H72ZM90 262H92V261H90ZM90 262H88L89 264H90ZM102 262V261H101ZM106 262V261H105ZM118 262V261H117ZM117 262H115V263H117ZM126 262V263H127ZM136 262V261H135ZM158 262V261H157ZM156 262V263H157ZM6 263V262H5ZM50 263V262H49ZM60 263V262H59ZM61 263V264H62ZM75 263H77V262H75ZM74 263V264H75ZM78 263H79V261H78ZM77 263V264H78ZM94 263V262H93ZM104 263V262H103ZM103 263H101V264H103ZM128 263H130V262H128ZM144 263H150V261L149 262H144ZM143 263V264H144ZM153 263V262H152ZM155 263V264H156ZM164 262H162V264H163ZM165 263V264H166ZM16 264V263H15ZM48 264V263H47ZM53 264V263H52ZM55 264V263H54ZM57 264V263H56ZM67 264H69V261H68V263ZM100 264V263H99ZM117 264H119V263H117ZM120 264H122V263H120ZM124 264V263H123ZM133 264V263H132ZM154 264V263H153ZM160 264H161V262H160ZM169 264V263H168Z\"/></svg>",
	"mask_w": 264,
	"mask_h": 264
}]
</instances>
